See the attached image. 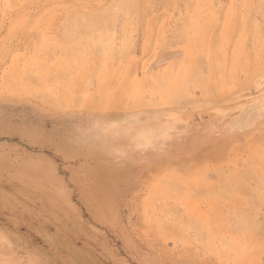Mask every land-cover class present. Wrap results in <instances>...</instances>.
<instances>
[{"label": "rangeland", "instance_id": "obj_1", "mask_svg": "<svg viewBox=\"0 0 264 264\" xmlns=\"http://www.w3.org/2000/svg\"><path fill=\"white\" fill-rule=\"evenodd\" d=\"M111 1L112 0L109 1L108 0H0V264H232L236 260L237 262H239V264H243V262L244 264H264V242H263L264 228H262L264 224L263 222L264 216H262L264 214V211H262L264 206L259 205V207H257L258 204L256 205L258 201L257 196H259L256 195V191L257 194L259 192L260 193L263 192V194L259 193L260 196L262 195L260 199V201H262V197L264 199V188L259 189L261 191L255 189L256 186L259 187V181H261L263 183L262 185H264V181H263L264 179L258 180L260 176L256 174L255 176L257 175L259 176L256 177L258 180L256 181L258 182L257 183L258 185H254L251 184V182L253 183L256 179L255 180L253 179V181H251L252 179L249 178L250 181H248V184L245 179L246 181L245 184L243 181L244 179L242 180L241 178L242 175L247 172L248 167H249L248 170H250V168L252 167L251 169L252 172L258 171L257 173H259L260 175L262 174L264 176L263 173L264 169H262L264 168V164H263L264 161L262 162V160H264L263 158L264 140H262L264 139V57H263L264 40L263 37L261 36V35L264 36V33L261 32L262 34L259 35L260 32H258L261 28L260 26L261 25L262 27L264 26V18H263L264 16L262 15L263 14L262 12H264V10H260V7L262 6L264 7V3L263 4L261 3L262 0H176V1L153 0V2L152 0H143V1L141 0L142 3L141 1H139L140 3L139 2L137 3V9L139 4L140 6L143 4L145 11H143L142 10L143 7H141L139 8L140 10L136 9L138 12L141 11V13L137 12V14L139 15L137 14L134 15L132 10L131 12L133 13L134 16L128 15L129 17L132 16L131 18H129V23H128L127 13L129 12L125 11L127 9L124 10L121 7L122 5L119 6L120 4L116 3L117 0L116 2L113 1V3L115 2L114 4L116 8L115 11L117 10L118 7H121L119 8V10L122 9L120 11L119 10L116 11V14L118 13L116 18L118 19L117 20L115 19L116 21L113 20L116 23L111 22L113 26L109 22L110 24L109 23L107 24H109L110 26L108 25L106 28V24H105L103 27L105 28L104 31L98 29L99 32L97 33L95 30V26L98 24L99 19H97L96 20L97 22L94 23L95 26L93 25V22L95 21L94 20L95 17L94 19H92L94 20L93 22H90L91 20L89 21L90 24L92 23V25L94 26L93 29L96 32L95 34V32L94 33L92 32L93 30H90L91 33L88 31L91 34L90 39H93L94 37L95 39L94 41H96L97 39L99 43L101 42L100 43L101 48L103 46L102 45L103 43L106 45L108 44L105 47L108 48L110 46L109 48H111L110 50L112 52V48L114 47L113 40H115L114 44L118 51L116 52V55H114V57H112V54L108 56L110 50L107 48H105L104 50L103 48L102 49L103 54L101 58L100 55L102 52L100 53L97 47L94 48L95 50L91 49L95 45V43H93L94 45L90 43L92 40H89L87 38L88 41L90 42L86 40L84 41L85 43H83L79 39L80 42H82L81 44L79 43V41L78 42L76 41L77 38L75 36L77 34L79 35V33L72 35L73 32L76 33L75 26H77V24L74 23H76L75 21L78 20L76 17L77 15H75V13H78L79 16V13L81 11V14H83L82 16L80 14L81 17L79 16L80 17L79 20L80 19L81 20L78 21L77 23L80 22L81 24V22L85 18H87L86 19V23H87L89 17L84 16L85 13L91 12V14L92 13L94 14L95 12L96 13L100 12L99 14H103L104 11L105 12L109 11L107 9L106 10L103 9L106 8V5L107 7H109L108 9H110V6H108V4L113 5ZM173 1L175 2L174 5H173L174 3ZM101 2L102 3L105 2L104 3L105 6L101 4ZM97 4L100 7H98ZM116 4L118 5V7ZM234 4L235 6L236 5L237 6L235 7ZM260 4L262 5L259 6ZM70 5L71 8L75 9L76 11L74 15L72 14L73 18L75 16V21H73L74 19L71 18L73 19L71 20V22L72 21L74 22L72 23L74 24L73 26L75 28L73 29L71 36H68L70 35L69 32L72 31L70 30L72 27H70V24L67 25L69 23L68 21H67L68 23H66V21L64 22L61 20H65V18L62 19L63 17H65L63 15V12H65L64 10L66 9V7L68 8L70 7ZM112 5L111 7H113ZM71 8H70L71 12L70 11L69 12L73 13L74 10ZM132 8L129 7V9ZM194 8L195 10H198L199 8L201 9L200 11H198L199 12L198 13L197 11L193 10ZM68 10L69 8L67 9L66 12H68ZM84 11H88V12H84ZM122 11L125 12L124 15H121ZM142 11L144 12L145 15L143 14ZM233 12L234 13L236 12L235 14L237 15H232L234 14ZM192 13L195 14V17H192L193 16ZM119 14L124 19H122ZM140 14H142L141 17L144 16V18H142L143 20H141V17H139ZM183 14L184 15L187 14V16H184ZM136 15L137 18H135ZM178 15L183 18H178L179 17ZM211 15L213 16L212 18L210 17ZM58 16L59 18H57ZM69 16L71 17V15ZM89 16L91 17L92 15ZM104 17L103 19H100V21L103 24L105 23V21L109 19L108 17L107 19L106 18L104 19ZM132 18L134 19L133 20L134 23L133 21L130 20ZM112 19L114 18L111 17L110 20L112 21ZM136 19L139 22H137ZM66 20L69 19L67 18ZM210 20L212 22H208V23L210 24V26L211 25L212 26L209 29L206 25H207V21ZM230 20H232L231 23ZM100 21L99 23H101ZM63 22L65 23V25L68 26V28L66 27V30H64V32L68 33V35L64 34L62 30V28L65 26ZM135 22L138 24L135 25ZM62 23L63 25H61ZM82 23H85V21ZM102 23L100 24V26L99 25L98 26L99 27L103 26ZM199 23L201 25L203 24L205 25V28L204 25L202 27L204 28V30H206V28L209 29L207 35L206 34L204 35L203 29L197 28L201 26ZM80 24L77 26L78 28L83 25ZM128 24H130L129 27L127 26ZM131 25L132 27H130ZM134 25L136 26V28ZM151 25L153 27H151ZM179 26L181 27L178 28ZM191 26L193 28L195 27V29H193ZM83 27L86 28L85 25H83L82 28ZM91 27L92 26H90L89 28L91 29ZM116 27L119 29L117 30ZM78 28L76 29L77 32L80 31L78 30ZM127 28H129L128 31L126 30ZM79 29H81V27ZM84 29H81L83 33H84L83 31ZM174 29L177 30L174 31ZM179 29H180V33L178 31ZM199 29L200 31L203 30L201 31L203 34L202 33L200 34ZM60 30L63 32L65 36L61 34L62 32H60ZM106 31H111V32L109 34ZM100 32H103V34H105L104 36L102 35L104 38L109 34V36L112 38V39L110 38L111 39L110 42H109V37H107L108 41L105 40L106 38L103 39L108 43H105V41L102 42V39L101 41H99L101 38L99 34L100 35L102 34ZM112 32L113 33L115 32L114 35ZM125 32L127 33V35ZM92 33L95 34L96 36L93 35ZM120 33L122 34V36L120 35ZM174 33L176 34L175 35L176 37L174 36ZM59 35H61L60 38L63 37V39H60ZM179 35L183 37L182 39L184 41L181 39ZM84 36H82V38H84ZM173 36L175 37L174 38L175 40L173 39L174 42L177 39H179L180 42L177 40L178 43L177 42H175V44L174 42L171 43L172 41L171 37L173 38ZM226 36L228 37V39ZM256 37H258L259 41L256 40ZM57 39L58 42L61 44L56 42ZM119 39H121V41ZM62 40L63 41L67 40L68 42L66 41L62 42ZM70 40L75 41L74 45H72L73 43L71 44L72 46H74L73 49L75 48L78 49L79 46L80 49L82 48L85 51V53H83L84 51L81 52L82 50L78 49L79 53L77 54H79V56H77V54L75 53L77 49L75 52L71 50L69 51V48L71 46L69 47V44L66 43H69ZM255 41L260 43L256 45L257 42ZM54 42L56 43L55 44L56 47L53 44ZM197 42H199L200 44L199 43L197 44ZM162 43L163 45L160 50L159 47ZM126 44L129 47L125 46ZM165 44L168 45H166L165 47ZM237 44L239 45L237 46ZM60 45H65V46L63 48V46ZM83 45L85 46L87 45V47L88 45L89 47L91 45L90 49L92 50L93 53L91 52V50L89 51V47H88V51L91 52L93 55L89 52H86V49H84L85 46ZM119 45H121L120 46L121 48H119ZM226 45L229 46L227 47ZM66 46L69 48H65ZM115 47L113 49L114 53L116 51ZM226 47L228 49H226ZM199 48L202 51H200ZM223 48L226 50L227 57L225 56V50ZM49 49H53V51L49 52ZM63 49H65L66 54ZM67 49H68V54H67ZM119 49L121 51V54ZM190 49H194L195 51L192 50L194 53L192 52L190 54L191 52ZM214 49L215 51L217 49V52L215 53H217L218 55L214 54L213 51ZM239 49L241 50V52ZM259 49L261 51L262 56L259 55L260 53ZM54 50L57 51L54 52ZM96 50H98V52L100 53V54L98 53L99 54L98 58L96 57L97 54H95L97 53ZM104 51L105 52L108 51L109 53L106 54ZM124 51L127 52L125 53ZM72 52L74 53L75 58L73 57L74 55ZM80 52L85 54L84 55L85 59L82 56L83 54L80 55ZM195 53H198L199 56L197 54L196 55L198 57L194 55ZM71 54L73 55L72 57ZM90 54L94 58L92 56L89 57ZM181 54L183 57H184L183 54H185V56L190 57V60L188 59L189 61L188 60H184L185 62L183 61L184 63L188 61L187 65H185L182 62L183 58L181 56L180 57L182 60L178 58L179 55ZM192 54L193 56H191ZM117 55L120 56L117 57ZM123 55H126L125 58L123 57ZM213 55L214 56L217 55L218 57L215 56V60H214ZM76 57H79V59L81 60V63L79 60V65L77 64L78 60H75L77 59ZM86 57H89L90 59L88 63L91 64L89 65V70L91 69L90 67H92V65L94 66L93 62L95 61L97 63V61L100 60L99 58H101L98 64L94 62L96 64L94 70L95 68H97L99 72L93 73L91 71L94 75L90 74L95 77V75L98 73L95 77L96 80L92 79L93 78L92 76L91 78L90 76L88 77L87 75L88 68L87 65H85L87 64L85 63L87 61ZM191 57L192 59L194 58L202 59V61L198 59L199 60L198 62L200 61L202 62L201 64L202 66L196 67L197 70H199L200 72L198 73L197 71V75H195L196 77L194 76V73L196 72H194L193 69L191 71L193 73L188 72L189 74L191 73V75H189L185 71V67H187V69L189 70L190 68L197 66L196 64L197 60L196 61L191 60ZM216 57L218 58V61L216 60ZM225 57L226 59L224 63L223 59ZM71 58L72 59L74 58V60H70ZM95 58L98 60H96ZM113 58H115V60ZM91 60H93V62ZM106 60L109 62H107ZM236 60L237 63H235ZM238 60L239 63H241L240 66ZM40 61H42L43 63L41 64ZM67 61L69 62V64L66 63ZM191 61L194 62V65L193 63H191ZM130 62L135 64L133 65ZM171 62L172 64L174 62H176L177 64L176 63L173 64V67L171 68ZM214 62H218L219 64L218 63L214 64ZM72 63L73 66H70ZM181 64H182V71L184 70L187 73L186 77L189 75L187 79H185L186 77H184L186 74L185 72H183L184 74H182V77L179 76V74L181 73L180 72L181 68H179V66L181 67ZM83 65H85L84 67H86V69L83 68ZM98 65L100 66L98 67ZM154 65H156L157 67L155 68ZM174 65H177L175 66V69H178V72L174 69ZM188 65L190 66V68ZM244 65L246 69H244L243 67ZM50 66H54L53 71L55 69L57 71H62L67 67L68 72L69 71L71 72L68 73V76L71 79L73 78L74 79L71 81V79L66 76L65 78L68 79L65 80L63 76L67 74V70H64L63 71L64 73L66 71V74L63 73L64 75L62 76L64 79L62 81L60 80L61 78L59 79V81L62 82L61 84L62 86L60 85V83L59 84L54 83L53 82L54 78L62 74V72H59L58 75H56L54 74L55 72L54 71L53 74L56 75L54 76L52 75V73H50L52 72V67L50 68ZM56 66L57 67L62 66L60 67L62 70H60V68H58L59 69L58 70L57 68H55ZM228 66L230 67V69H228ZM40 67L41 69L39 70ZM74 67H76V69H74ZM128 67L130 69H128ZM166 67L167 69L163 71L167 75L165 74L166 76H162L163 73L161 71ZM159 68L161 69L160 72L157 71V69ZM218 68L221 70V73ZM249 68L252 70H250ZM82 69L83 70L85 69L84 71L86 72V74ZM34 70L36 73L35 74L33 72L35 77L37 74L39 76L43 75L41 76V78L42 80L44 79L45 82H43L42 80L41 82L40 79L39 82L37 81L38 79L37 77L34 78V76H31L33 75L31 72ZM115 70L116 73L114 72ZM147 70L150 71L148 72ZM127 71L130 73L129 75H125ZM175 71H176V75L174 73ZM25 72L26 74H29L30 72L29 76L28 75L25 76L24 75ZM83 72L84 74H82ZM168 72L171 74H168ZM80 74H82V76L85 75V78L86 76L89 78V80L86 78V82L83 83L84 85L81 83L85 87L84 88L82 86L83 87L82 92L86 91L85 92L86 94L83 92L85 96L86 95L89 96V98L92 100L94 96L95 98L97 97L98 99L97 95L100 91L99 88H101L102 92L101 94L99 93V97L104 98V100L107 98L106 103L103 100L105 104L104 108L108 107L107 109L102 110L101 109L103 107L102 104H101L102 107H100V109L98 108L99 110L94 109V105L100 103L102 99L101 101L98 99L97 103H94L96 102L94 101L95 100L94 99L93 100L94 104L91 103L92 100L91 101L87 100L88 102H90L89 104L85 105V107L86 106L87 107L85 108L84 105L83 107H81L82 106L81 103L84 102L81 99L85 97V96L82 97V93L80 92L78 93V91H80L82 88L81 84L78 83L80 84L79 85L80 90H79V86L77 88L75 86L77 91L75 88H73L75 89L74 91L72 88H69V86L72 87L75 85V84L74 85L70 84L69 82L73 83V81H75L76 79L77 82L78 81L80 82V80L83 79L81 78L82 76ZM202 74L203 76H201ZM220 74L222 75V77H219L221 76ZM224 74L225 76H228L229 74L232 76L229 75L230 77L228 76L227 78L229 79L227 80L226 77H224ZM124 75L125 77H123ZM153 75H156L157 78L156 76L154 78ZM174 75L175 76L178 75L179 78L182 79L180 80L183 81L184 79L186 83H180L181 81L177 80L178 78H176ZM50 76L51 77L53 76L54 78L53 77L51 78ZM193 76L195 78H193ZM149 77L150 78L153 77L154 80L156 79L157 81L156 86L158 85V87L160 84H162L163 82L165 83L166 81L167 83L165 85L166 92L164 91L165 86L160 85L161 89H158L155 87V84L149 85L148 83V81H150L148 79ZM57 78L55 79V81L57 80ZM90 78L92 80H90ZM99 78L100 79L103 78V80H105L104 82H106L110 86L113 80H116L114 81V83H112L113 85V87L111 86L112 91L111 90L109 91L110 86H107V84L105 83L104 84L101 83L102 80L101 82H99L100 81ZM107 78H110L111 80L109 83H108L109 79ZM124 78L126 81L124 80ZM173 78L175 81L177 80L174 87L172 86V84L175 83V81H173ZM224 79L225 81L221 83V81ZM31 80L33 82H31ZM151 80L152 82H154L153 79ZM63 81L65 82V84L63 83ZM87 81H91L88 82L89 89L87 88L88 87ZM139 81H141V83L143 84H139L140 83ZM35 82H39V85H37L38 87H40L42 83L41 87L38 88L35 85ZM67 82H68V86H67ZM120 82L121 83L123 82L122 85L124 84L125 86H121L119 84ZM187 82L189 83L187 86L190 85V88L185 86L186 90L184 88V91H182L183 89L182 87L184 86V84L186 85ZM63 84L65 85V87L63 86ZM101 84L102 86L99 87ZM179 84L181 90L178 87ZM135 85L137 88L135 87ZM19 86L21 89L23 88V90L19 89ZM116 86H119L120 88ZM66 87L69 88V91H67L68 89ZM115 87L120 90L116 89ZM162 87H164V89ZM167 87L170 90L167 89ZM112 88L117 91L114 90L113 93ZM178 89L179 91H182V93L185 92V94L184 93L177 94L180 93L177 92ZM46 90H47L46 95L49 94L48 91L52 92L53 94L54 93L58 94L59 97H60V93L61 95L63 93L64 95L61 96L60 98L56 97V94H54L55 96L51 95L53 97L58 98L61 101L60 104H62V106H59L60 104L58 103L57 99H56L57 102L56 101L51 102L47 98L48 96L46 97L45 94H43ZM132 90H134V92ZM210 90L213 94L210 93ZM95 91L96 93H94ZM153 91L160 92V94L158 95L157 93L156 95V93L154 94ZM173 91H175V93ZM74 92L75 93L77 92L76 95ZM108 92L109 93L112 92L110 93L111 96L113 95L112 99L114 100L112 104L116 106L118 104L117 108L113 107L112 105L111 106L113 108L111 106H108L109 103L112 102L111 101L112 99L109 96L110 94L109 95L107 94ZM116 92H119V95ZM120 92L121 95L122 92H124L122 95L123 98L117 101L116 100L118 99L117 97L121 96ZM135 92L139 95V97ZM169 92L171 93V96ZM91 93L95 95L93 96ZM150 93H153L152 95L155 96V98L153 97V99L161 100V101L158 100L159 102H156L159 103V105H156L155 103L156 100L152 99V95H150ZM172 93L181 95L177 97L179 100L177 102L175 101L176 104H174V100L172 101L173 103L171 102V100L177 96ZM67 94H69L70 96ZM72 94L75 96H73ZM77 94L79 98H80L79 94H81L82 98L79 99ZM106 94L108 95V97H105ZM130 94H132V96H134L135 94V98L137 97L136 100L134 99V97L132 96L131 97L137 102L139 101V98H141V96L144 94L139 102L141 103V105H143L144 102L145 105L141 106L139 103V105L142 107L141 108L137 104V102H135L130 98L134 106H136L133 107V104L130 103L131 101L129 99ZM167 94L170 97H172V95H174L175 97L172 99L170 98L171 100L169 101V98H167L168 96ZM208 94L209 95L211 94L212 97L208 96ZM100 95H103V97ZM90 96H92L93 98H91ZM44 97H46L47 100L50 101L49 103H51L52 106L55 107L58 106V107L57 108L50 107L51 105L48 104L46 100H42L44 99ZM74 97L78 98L82 102L80 103V101L77 100L79 101L78 104V102L75 100ZM150 97L153 101L149 99ZM63 98H66L64 100L65 101L68 100V101L66 102H64V100L62 101ZM72 98H74L75 101ZM86 98L87 97H85V99ZM164 98H167L168 101L171 102L172 104L170 103L167 105L165 103L166 101L164 102L165 100ZM123 99H124L123 104L119 107V104H121L122 102L121 103H117V102H120ZM150 100L153 103H150ZM40 101L43 102V104ZM71 101H72V107L65 106V103L67 105H70ZM73 101L77 102V104L80 106H78L77 104L75 105ZM128 102H129V106H128ZM160 102H162V105H160L161 104ZM73 104L75 105V107L77 106L78 107L73 108ZM89 105L91 109H89L90 107L88 108ZM130 105H132V109ZM128 107L130 108L128 109ZM82 108L84 109V111ZM95 108L97 109V107ZM131 114H134L135 116H132ZM115 116H117V118ZM181 117L184 119H182ZM175 119H178V121L176 120L177 121L176 122ZM150 131H153V133L151 134ZM141 132L146 133V136H148L149 138L147 141L146 140L143 141L140 138L141 134H143ZM99 137L101 138L99 139ZM94 138L96 139L94 140ZM199 148L202 150H199ZM251 151H253L254 153H252ZM250 153L252 156H254L255 158L261 161L258 164L262 163L263 164L261 165L263 166L262 168H259L260 165L258 166L257 161H253V162L251 161L252 162L251 163L250 162L251 159H247ZM214 155H216L215 158H213ZM250 157L251 156L249 155V158ZM221 158H223V160ZM251 158L253 160V157ZM219 159H221L220 162L218 161ZM237 160L239 163L237 162ZM240 162H242V164ZM255 162L257 164V165L254 164L256 168L253 165V163ZM199 164L201 166L203 165V167L205 168L202 167L201 170V166ZM213 165H216V168L213 167ZM219 165L222 166V168ZM235 165L237 166L238 170L236 169H235L236 171L233 170L235 171L233 173L231 169L236 168ZM241 165L244 167L242 168ZM245 165H248V167ZM193 166L195 167V169H193L194 168ZM218 166L219 169L221 168L222 170H224L223 172L218 173V174L222 173L220 174V176L218 174L215 175V173L213 172L215 171V169H218ZM191 167H192V171L194 172L190 171ZM246 167H247L246 172L244 170V173L242 172L243 173L242 175L239 173H237L236 175L237 171L241 172L243 171L242 169H245ZM253 168H255L256 170H254ZM176 169L178 170L179 174L181 175L186 174L187 178H183L184 179L182 181L183 183L185 182V180L186 181L189 180V182L192 181L191 182L192 184L189 186L183 184L184 186H187L191 190H189L187 187L181 186L184 187V189L180 188V190L181 191L184 190L183 192L185 193L183 192L181 193L180 190H179L180 193H178L175 190L172 192L173 194L171 195L170 191L174 190V189H170L171 185L172 186L177 185L176 183L178 182V180L177 182L175 181L177 178L181 176V175L179 176L178 172L175 171ZM103 170L106 172H104ZM169 170L171 172H173L174 170V172L177 174L176 175L174 173L175 178L174 176H171L173 173H171ZM202 171H204V173ZM218 171L216 170V173ZM227 171L229 174L230 172L235 174L233 176V174L231 173L229 177V174L227 173L229 179H231L232 177V179L229 180L231 184H232L231 181L236 179L239 182L243 181L242 183L238 184L239 186L237 185L238 187H240L241 184L242 186L245 184L244 186L248 185L247 187H245L246 189H248L252 185L251 187L252 190L249 188L248 191L251 192L254 190V192L251 193H252V197H254L253 195L255 194L256 199L253 198L255 199V201L250 196L251 194L244 187L243 188L245 190L241 192V194H244V196L247 195V193L249 194L248 197L250 196L252 199V200L249 199L250 201L249 203L247 202L244 203L246 197H243V195L241 196L239 194L240 197L238 196L239 191L235 194L234 190L229 189L232 190L233 192L232 191L228 192L229 191L228 188L229 187L231 188L230 186L231 184L229 185V187H227V191L225 190L224 191L228 192V194H231L230 196H232L233 193V196L237 195L236 197H239L237 198L238 200L235 199L236 197L235 198L232 197L231 201H233L235 205H236V201H239V203L237 202V205L239 204L238 205L239 207H241L244 203L245 206L246 207L248 206L247 208H249L251 211L254 208L255 215L254 214L253 215L257 216L255 217L256 219L255 218L254 219L259 220V223L263 222V224L261 223V226L255 225L257 228L245 227L246 229L248 228L246 230L247 232L245 230L243 231V229L240 228H238L240 229L239 231L238 229L237 230L234 229L235 228L234 225H236L234 219L238 220L237 216L239 215V213L244 211L246 207L243 205L242 207L245 208H243V210L241 209V211L238 213L237 216L235 215L236 218H233L234 216L232 217V215H234L238 211L237 209L240 210V208H237L238 206H235L237 208L235 213L233 210L230 209L231 205H234L232 202L229 201L231 197H229V199H226V197L228 198L229 195L227 196L222 195L225 197L223 198L221 196L222 198L220 200L219 199L216 200L214 198V196H217L215 195V193H217V191L219 192L220 189H223L224 182L221 183L220 181L219 183V180L220 179L222 180L223 177L222 178L220 177L223 176L224 174L226 175ZM248 172L246 174L247 176L250 174V171ZM187 173L189 175H187ZM168 174L171 175L169 176ZM99 175L104 176V178H102V176L100 177ZM225 175L224 177H226ZM203 176L206 181H204ZM98 177L100 179H98ZM228 177H227V181H228ZM245 177L246 176L244 174L243 178ZM199 178H201L200 181L203 179L202 181L204 182V187L206 186V183L207 185L210 182L212 184L213 181L215 183L216 178L219 179V180L217 179L218 186H216L217 184L216 185L213 184L214 188L219 189L215 193H212L215 191L213 186L210 184H209L210 186L208 185L209 186L208 188H210L208 189L209 192L208 194L212 193L211 197L212 196L213 197L211 199L214 198L216 202H214L215 201L214 199L213 202L211 201V199L210 200L206 199L207 197L208 198L210 197L207 196L208 194L206 195L207 197H205L204 195L206 200L202 199L203 194L207 193V191H204L202 196L200 192H203V190L202 191L199 190L200 192L196 191L198 190L197 185L199 184L200 187L201 184L203 183L202 181H201L202 183L199 182ZM180 179L181 178H179V181ZM194 179H196V183L194 182L195 181ZM158 180H162V182L168 181L165 182V184L169 185V186L167 185V187L170 190L167 188L166 189L169 190L168 192H170L168 193L170 194L169 196H171L170 198L166 196L168 195L167 192L165 194V191L167 190H163L166 187V185L160 183ZM154 181H158L160 184ZM169 181L170 182L174 181L175 184L173 182L171 184ZM227 181L225 180V186H224L225 189L226 186L229 184V182L228 184H226ZM189 182H187V184ZM237 182H233V183H237ZM102 184L105 187H103ZM221 184H222V188H219V185ZM235 185L234 187H236L235 188L236 190L237 186ZM253 185L255 186V188L253 187ZM160 187L162 190L160 189ZM195 187H197V189ZM202 187L203 186H201L199 189H201ZM211 187L214 189V191L212 192L209 191L211 190ZM185 188L187 192L185 191ZM205 188H207V186ZM193 189L194 192L196 191L195 192L196 196L197 195L199 196L200 194V196L202 197L201 199L203 201L197 200L198 197L196 198L194 196V192L192 191ZM159 191L161 192L164 191L163 193L165 195L163 196V198L165 199H162L160 195L163 194H161V192ZM150 192L153 194L152 198L154 197V195L157 194L159 195V198L161 197V199L163 200L161 201L156 199V201H161V203L158 202L159 204L156 203L154 198L152 202L150 200V202L153 204L152 206H155L154 208H152L151 204H149L148 206H144L150 203L149 202L150 197L147 198L151 194ZM222 193H220V195ZM178 194L179 195L181 194L180 196L182 195L184 196L180 198L178 197ZM157 195L155 196L156 198H158ZM173 195L175 196L177 195V196L175 197ZM191 195L194 196L196 202L195 200H193V202L192 200H190L193 197ZM185 196L187 200L186 198H184ZM241 197L242 199L245 198L243 199V202ZM207 200L209 202L211 201L208 204L213 205L214 203L215 206L214 205L213 207H211L212 205L208 206ZM141 201L145 203L144 204L142 202V206H141ZM185 201L187 202L189 201L190 205L187 202L184 203ZM204 201L207 202L205 203ZM251 201L252 203L253 202L256 203H253L254 204L253 205L251 204ZM178 202L179 203L181 202L180 203L181 207ZM260 203L261 202H259V204ZM139 204L141 207H139ZM177 204L179 206L178 208H177ZM191 204L192 205L195 204L192 206L195 208V210L198 209L196 214L198 213V211H200L199 213L202 212L203 214H197L198 216L196 217V214L194 212L195 210H192L193 209L192 207L190 208ZM250 204L253 206L252 208L249 207ZM262 204H264V202H262ZM164 205H166L168 209L167 208L165 209L166 206ZM171 205L173 206L174 209L171 207ZM174 205L176 208L174 207ZM182 205L184 206L183 208ZM158 206L159 207L161 206L160 207L161 209ZM169 207L171 208V210ZM256 207L258 208L257 215H256V210H257ZM141 208L143 211L144 210L145 211L143 212ZM175 209H177L178 211H176ZM249 209L247 213L249 212ZM158 210L161 213H159ZM228 211L230 212V214ZM162 212L163 213L165 212L166 216L165 215L161 216L160 214H163ZM177 212H179V214ZM225 212L226 213L228 212L227 215L229 216H226ZM192 213L197 219L199 215L205 214L206 217L205 216L204 217L205 219L207 218L206 219L207 222L204 223L202 221L203 218H201V216L199 217L198 220H196L195 217L192 218L190 215ZM231 213L233 214L231 215ZM241 214L239 215V217L241 216ZM147 215L148 217H146ZM159 216L162 218H160ZM228 217H232L233 220L232 218H228ZM180 218H182V220H180ZM225 219L227 220L224 221ZM175 220H177L176 222L180 220L178 226ZM194 220L198 221V223L200 222L202 223L201 225H203V227L199 226L201 227L199 229L204 228L201 230V232H199L200 230H198L197 228L198 226L197 227L195 226L196 224L194 223L196 222H193ZM221 220H223L222 221L223 223L225 222L233 223V230H236L239 233L243 232L244 233V234L242 233L243 236L241 235V233L239 234L238 232L237 235L235 231L231 230L232 227L229 230L228 232L229 234H228L226 231L230 228V226H232L230 223H229L230 226L227 225L226 223L222 224L223 226H229V228L225 229L224 227H222L224 229H222L221 231V227H220L221 224H219ZM187 221H190L189 222L190 224L188 223L189 224L188 226H187ZM208 222L212 226L214 224V229L217 228V227L215 228V225L219 224L220 226L219 225L218 226L220 228L219 227L218 228L220 230L219 231L217 229L216 230L221 234H223L225 237V239H219V236L218 235L216 236L217 240H214L216 243L213 241L214 242L213 245H215V247L217 246L216 249L211 243L208 242L212 241L211 239H209L210 236L214 233L216 235L218 232L217 231L214 232L213 227L209 225ZM206 224L209 227H207ZM155 225H157V227ZM204 225L207 228H209L208 231L210 234L211 232L214 233H212L211 235L207 233L206 236L207 228H205ZM189 226L192 227L190 228V230H189ZM177 230L179 231L181 230V232ZM204 230L205 233H203ZM250 230L253 232L251 233ZM254 230L255 232L256 230H260L261 232H258L259 234H257L256 232L257 235H255ZM171 231L172 232L174 231L173 232L174 235L173 233H171ZM232 231L234 233H232ZM195 232L197 233L199 232V234ZM200 233L207 237V241H204V238L206 237L202 238V235H200ZM249 233H251L252 236H248L250 235ZM208 234L210 236H208ZM225 234H227L226 236L228 238H226ZM230 234H232L233 238L231 237ZM215 235H212L214 236L213 237L214 239H215ZM223 235L220 238H224ZM245 235L248 237H246ZM234 236L236 237V239ZM242 237L244 239H241ZM231 238H232V243L233 244L236 243L234 245L235 246L234 249H230V247L233 244L229 245L230 247L227 246L228 248H223L226 246V244H222L224 245L222 246L221 245L222 240L224 241L226 240L225 242H227V244H231ZM218 240H221V243L217 242ZM227 240L230 242H228ZM237 244L238 247L236 250ZM210 245L211 247L213 246L214 249L210 247L213 251L215 250L217 251L213 252L211 249H209L208 247ZM218 248H222L225 250L230 249L232 252L230 250H229L230 252L228 250L227 251L224 250L222 252L221 251L222 249L220 250ZM218 250H220V252ZM239 250L241 253L239 252ZM244 250L245 252H243ZM255 251H257V253H255ZM238 256L239 258L237 259L236 257ZM242 259L243 261H241Z\"/></svg>", "mask_w": 264, "mask_h": 264}, {"label": "bare ground", "instance_id": "obj_2", "mask_svg": "<svg viewBox=\"0 0 264 264\" xmlns=\"http://www.w3.org/2000/svg\"><path fill=\"white\" fill-rule=\"evenodd\" d=\"M108 1H109V0H108ZM113 1L116 2V0H112L111 2L113 3ZM139 1H141V0H117L116 3H117V4H120L119 6L122 5L121 7H122L124 10L127 9V10H125V11H127V12L130 13V14L127 13L128 23H129V18L132 17V16L129 17L128 15H133V13H134V15L137 14V12H138L137 10H138L139 8L143 7V4H142L141 6H140V4H139L138 9H137V3H138ZM142 1H143V0H142ZM142 1H141V3H142ZM157 1H158V0H157ZM162 1H163V0H162ZM174 1H176V0H174ZM174 1H173V2H174ZM83 2H84V1H83ZM102 2H103V1H102ZM102 2H101V4L104 5L105 2H104V3H102ZM111 2H109V3H111ZM115 2L113 3V5L111 4L113 7H111V5L108 4V6H110V9H108L109 7H107V5H106V8H103L104 10H106V9L109 10V11H106L107 13L104 11L105 13L103 12V14H99L100 12H99V13H96V12H95L96 14H95V13H94V14H93V13L91 14V12L84 11V12H88V13H85L84 16L89 17V18H88L89 20H87L88 22L86 23V19H87V18L84 17L85 19H84L82 22L85 21V23H82V22H81V24L85 25L86 28H85V27L82 28L83 25L80 26V27H81V29H84V28H85L83 31H84V33L87 32V33H85L87 36L82 32L81 29H79L80 27H79V28L77 27V26L80 24V22H79V23H77V22L81 20V19L79 20V18H80L83 14H81V11H80L79 16H80V14H81V16L79 17V16H78V13H75V12H76L75 9L71 8V5H72V3H71L70 7H68V8H69L68 12L70 11V8H71V9L74 10V11L72 10L73 13H70L71 11H70L69 13L66 12L67 9H68V8L66 7V9H65L64 11L66 12L67 15L65 14V12H63V15H64L65 17H63L62 19L65 18V20H61V21H64V22L66 21V23L69 22L67 25L70 24V27H72L70 30H72V31L69 32L70 35H68V33L64 32V30H66V27L68 28V26L65 25V23L63 22L64 25H65V26H64L65 28H64L63 26H61V27H63L62 30H63L64 34H66V35H68V36H71V33L73 32V29H74L75 27H76V29L78 28V30H80L79 32H77V30L75 29L76 33H74V32H73L74 34L72 33V35H75V34L79 33V35L77 34L78 36L75 35L76 38H77L76 41H77V42L79 41V43L82 44V42L85 43L84 41H86V40L88 41V39H89V40H92L93 42H92V41H91V42L88 41V42H90L91 44L95 43L96 46L93 44L94 46L92 45L93 47H92L91 49H94V48L97 47V48L99 49L100 53L102 52L101 55H100L101 58H102V54H103V50H102V49L104 48V50H105V48H107V47H105V46H107L108 44L106 45V44L103 43L102 45H103L104 47L102 46V48H101V46H100V45H101V44H100L101 42L99 43L97 39H96V41H97L98 43H97L96 41H94V40H95L94 37H93V39H90V36H91V34H90V33H91L90 30H93V31H92L93 33H94L95 30H96V32L98 33L100 29L104 31L105 28H103V27H104L105 24H106V28H107V26H108L111 22H112V23H113V22L116 23L115 21L118 19V18H116L117 14H118V13L116 14V11L119 10V8H121V7H118V5L116 4L118 8H117V10L115 11V9H116V8H115V5H114ZM152 2H153V0H152ZM152 2H150V3H152ZM185 2H186V1H185ZM231 2H232V1H231ZM258 2H259V1H258ZM75 3H76V1H75ZM78 3H79V2H78ZM139 3H140V2H139ZM161 3H162V2H161ZM180 3H181V2H180ZM188 3H190V2H188ZM261 3L263 4L264 1L262 0ZM94 4H95V3H94ZM101 4H100V5H101ZM174 4H175V2L173 3V5H174ZM208 4H209V2H208ZM240 4H241V3H240ZM262 4H260L259 6H261ZM97 5H98V4H97ZM97 5H96V7H97ZM103 5H102V6H103ZM134 5H135V6H134ZM156 5H157V4H156ZM169 5H170V4H169ZM210 5H211V4H210ZM217 5H218V4H217ZM255 5H256V4H255ZM77 6H78V4H77ZM89 6H90V5H89ZM102 6H101V7H102ZM104 6H105V5H104ZM200 6H201V5H200ZM200 6H199V7H200ZM234 6H235V4H234ZM236 6H237V5H236ZM236 6H235V7H236ZM238 6H239V5H238ZM98 7H100V6L98 5ZM124 7H125V8H124ZM129 7H130V8H132V7L134 8V7H135V8H134V9H133V8H132V9H129ZM151 7H152V6H151ZM173 7H174V6H173ZM173 7H172V8H173ZM262 7H263V6H262ZM262 7H260V10H264V7H263V9H262ZM203 8H204V7H203ZM212 8H213V7H212ZM244 8H245V6H244ZM136 9H137V10H136ZM200 9H201V8H199L198 10H195V8H194L193 10L198 12V11H200ZM204 9H205V8H204ZM237 9H238V8H237ZM110 10H111V11H110ZM112 10H113V11H112ZM120 10H122V9H120ZM120 10H119V11H120ZM132 10H133V11H132ZM134 10H135V11H134ZM139 10H140V9H139ZM142 10L145 11V10H144V7L142 8ZM183 10H184V9H183ZM234 10H235V9H234ZM234 10H233V11H234ZM131 11H132L133 13H132ZM143 11H142V12H143ZM194 11H193V12H194ZM215 11H217V10H215ZM235 11H236V10H235ZM237 11H238V10H237ZM82 12H83V11H82ZM123 12H124V11H122V14H121L120 12H119V13H120L121 15H124L125 12H124V13H123ZM213 12H214V11H213ZM261 12H262V11H261ZM74 13H75V15H77V16H76L77 19H78L77 21H75V16H74V18L72 17V14L74 15ZM131 13H132V14H131ZM138 13H141V11L138 12ZM150 13H151V12H150ZM194 13H195V12H194ZM194 13H192V14H193L192 17H195V14H194ZM198 13H199V12H198ZM198 13H197V14H198ZM215 13H216V12H215ZM233 13H234V12H233ZM235 13H236V12H235ZM235 13L232 14V15H237V14H235ZM262 13H263V14H262ZM262 13H261V14L264 16V12H262ZM57 14H58V13H57ZM86 14H87V15H86ZM120 14H119V15H120ZM143 14H144V12H143ZM213 14H214V13H213ZM261 14H260V15H261ZM60 15H62V14H60ZM69 15H71V17H70ZM89 15H92L93 17H92V16L90 17ZM111 15H112V16H111ZM121 15H120V16H121ZM134 15H133V16H134ZM137 15H139V14H137ZM137 15H136L135 18H137ZM141 15H142V14H140L139 17H141ZM144 15H145V14H144ZM183 15H184V14H183ZM198 15H199V14H198ZM208 15H209V14H208ZM66 16H68V17H66ZM104 16H105V17H104ZM109 16H110V17H109ZM151 16H152V15H151ZM178 16H179V15H178ZM184 16H187V14H185ZM196 16H197V15H196ZM94 17H95V19H94ZM103 17H104V19H105V18L107 19V17L109 18L107 21H105L104 24L100 21V19H103ZM111 17L114 18V19H112V21L110 20ZM210 17L212 18L213 16L211 15ZM232 17H233V16H232ZM57 18H59V16H58ZM57 18H56V19H57ZM67 18H68L69 20H66ZM71 18H73L74 20L71 19ZM121 18L124 19L122 16H121ZM142 18H144V16L141 17V20H143ZM152 18H153V17H152ZM178 18H183V17H180V16H179ZM219 18H220V16H219ZM263 18H264V17H263ZM263 18H262V19H263ZM92 19H94L95 21L92 20ZM97 19H99V20H98V24L96 23L97 25L95 26L94 23L97 22V21H96ZM115 19H116V20H115ZM192 19H194V18H192ZM201 19H202V16H201ZM208 19H209V18H208ZM231 19H232V18H231ZM234 19H235V17H234ZM234 19H233V20H234ZM53 20H54V19H53ZM71 20L75 21L76 23H74L73 21H72V22H73L74 24H77V26L74 27V26H73L74 24L71 22ZM90 20H91V21H90ZM109 20H110V21H109ZM113 20H115V21H113ZM130 20L133 21L134 19L132 18V19H130ZM141 20H140V21H141ZM183 20H184V19H183ZM203 20H204V19H203ZM206 20H207V19H206ZM211 20H212V19H211ZM211 20H210V21H207V25H206L209 29H210V27H211L212 25L210 26V24H209L208 22H212V21H213V20H212V21H211ZM58 21H59V20H58ZM67 21H68V22H67ZM89 21H90V22H93V21H94V22H93V25L95 26V30L93 29L94 26L92 25V23L90 24ZM99 21L103 24V26L99 27L100 24H101V23H99ZM120 21H121V20H120ZM136 21H137V19H136ZM231 21H232V20H230V23H231ZM109 22H110V23H109ZM137 22H139V21H137ZM185 22H186V19H185ZM197 22H199V21H197ZM197 22H195V23H197ZM63 23H62L61 25H63ZM88 23H89L90 25H89ZM107 23H109V24H107ZM112 23H111V24H112ZM118 23H120V22H118ZM122 23H123V22H122ZM133 23H134V21H133ZM133 23H132V24H133ZM178 23H179V22H178ZM81 24H80V25H81ZM125 24H126V23H125ZM137 24H138V23L135 22V25H137ZM140 24H141V23H140ZM199 24H200V23H199ZM202 24H203V23H202ZM208 24H209V25H208ZM233 24H234V22H233ZM71 25H72V26H71ZM98 25H99V26H98ZM115 25H116V24H115ZM117 25H118V24H117ZM129 25H130V24H128L127 26L129 27ZM135 25H134V26H135ZM148 25H149V24H148ZM195 25H197V24H195ZM200 25H201V24H200ZM203 25H204V24H203ZM203 25H201V26L198 25L199 27H197V26H196V27H197V28H201V29L204 30L205 25H204V28H202ZM88 26H89V27L92 26L91 29H90ZM109 26H110V25H109ZM112 26H113V24H112ZM112 26H111V27H112ZM134 26H133V27H134ZM182 26H184V25H182ZM193 26H194V24H193ZM233 26H234V25H233ZM258 26H259V25H258ZM61 27H59V28H61ZM122 27H123V26H122ZM122 27H121V28H122ZM130 27H132V25H131ZM151 27H153V26L151 25ZM176 27H177V26H176ZM176 27H175V28H176ZM180 27H181V26H179L178 28H180ZM191 27H192V26H191ZM229 27H230V25H229ZM229 27H228V28H229ZM260 27H261V28H260ZM260 27H259V28H260L261 31H260V30L258 31V32H260L259 35L262 34V33H264V32H263V30H264V26L262 27V25H261ZM55 28H56V27H55ZM88 28H89V30H88ZM102 28H103V29H102ZM135 28H136V26H135ZM147 28H148V27H147ZM192 28H193V27H192ZM262 28H263V29H262ZM98 29H99V30H98ZM116 29L118 30L119 28L116 27ZM128 29H129V28H127L126 30L128 31ZM131 29H132V28H131ZM164 29H165V28H164ZM183 29H184V28H183ZM183 29H182V31H183ZM193 29H195V27H194ZM193 29H192V30H193ZM209 29L206 28V30H204L206 33H205L203 30H201V31H203L204 35H205V34L207 35ZM85 30H86V31H85ZM97 30H98V31H97ZM106 30H107V29H106ZM110 30H111V28H110ZM122 30H123V29H122ZM132 30H133V29H132ZM135 30H136V29H135ZM162 30H163V28H162ZM175 30H177V29H174V31H175ZM186 30H187V29H186ZM196 30H197V29H196ZM226 30H227V29H226ZM226 30H225V31H226ZM233 30H234V29H233ZM88 31H89L90 33H89ZM119 31H120V30H119ZM127 31H126V32H127ZM178 31H179V33H180V29H179ZM178 31H176V32H178ZM193 31H194V30H193ZM199 31H200V29H199ZM201 31H200V34L202 33ZM231 31H232V29H231ZM231 31H230V32H231ZM57 32H58V31H57ZM60 32H62V31L60 30ZM63 32H62L61 34H63ZM80 32H82V33H80ZM96 32H95V34H96ZM106 32H108V33L110 34L111 31H106ZM121 32H122V31H121ZM126 32H125V33H126ZM135 32H136V31H135ZM153 32H154V31H153ZM176 32H175V33H176ZM261 32H262V33H261ZM93 33H92V34H93ZM100 33H102V34H101V35L99 34V36H101V38L99 37V38H100L99 41H101V39H102V42H104L105 40L108 41V38H107V37H109V42H110V40H111L112 38L109 36V34H108L107 36H105V38H106V39H105V38L103 37L105 34H103V32H100ZM112 33H113V32H112ZM112 33H111V34H112ZM114 33H115V32H114ZM114 33H113V35H114ZM116 33H117V32H116ZM122 33H123V32H122ZM130 33H131V32H130ZM175 33H174V36L176 35ZM187 33H188V32H187ZM203 33H202V34H203ZM226 33H227V32H226ZM64 34H63V36H65ZM80 34H81V36H80ZM83 34H84L86 37H85ZM88 34H89V35H88ZM95 34H93V35H95ZM133 34H134V33H133ZM153 34H154V33H153ZM227 34H228V33H227ZM93 35H92V36H93ZM102 35H103V36H102ZM113 35H111V36H113ZM120 35L122 36L121 33H120ZM126 35H127V33H126ZM126 35H125V37H126ZM177 35H178V34H177ZM180 35H181V34H180ZM180 35H179V36H180ZM60 36H61V35H59V38H60ZM79 36H80L81 38H80ZM82 36H84L85 39L82 38ZM88 36H89V37H88ZM95 36H96V35H95ZM170 36H171V35H170ZM170 36H169V37H170ZM174 36H173V38L171 37V40H172L171 43H173L174 40H175L174 38H175L176 36H175V37H174ZM181 36H182V35H181ZM181 36H180V37H181ZM187 36H188V35H187ZM194 36H195V35H194ZM194 36H193V37H194ZM202 36H203V35H202ZM227 36H228V35H227ZM227 36H226V37H227ZM261 36L263 37V40H264V36H263V35H261ZM56 37H57V36H56ZM78 37H79V38H78ZM150 37H151V36H150ZM180 37H179V38H180ZM188 37H189V36H188ZM195 37H196V36H195ZM226 37H225V38H226ZM229 37H230V36H229ZM66 38H67V37H66ZM87 38H88V39H87ZM91 38H92V37H91ZM110 38H111V39H110ZM115 38H116V37H115ZM147 38H148V37H147ZM164 38H165V37H164ZM182 38H183V37H181V39H182ZM60 39H63V37L60 38ZM79 39H80L82 42H80ZM82 39H83V40H82ZM103 39H105V40H103ZM113 39H114V38H113ZM162 39H163V38H162ZM165 39H166V38H165ZM173 39H174V40H173ZM227 39H228V37H227ZM55 40H56V39H55ZM67 40H68V39H67ZM67 40H64V41L62 40V42H65V41L68 42ZM119 40L121 41V39H119ZM160 40H161V39H160ZM168 40H169V39H168ZM177 40L179 41V39H177ZM177 40H176L175 42H177ZM182 40H183V39H182ZM209 40H210V39H209ZM254 40H255V39H254ZM256 40H258V37H256ZM60 41H61V40H60ZM70 41H71V40H70ZM70 41H69V43H66V44H69V47L71 46L72 48H71V47L69 48V47H67V46H66L65 48H69V51L71 50V51L75 52L77 48L73 49L74 46H72V45H74L75 41L73 40V41H71V43H70ZM106 41H105V43H108V42H106ZM113 41L115 42V40H113ZM151 41H152V40H151ZM161 41H162V40H161ZM161 41H160V43H161ZM166 41H167V40H166ZM183 41H184V40H183ZM258 41H259V40H258ZM56 42H58V39H57ZM88 42H87V43H88ZM114 42H113V45H114V47H115ZM130 42H131V41H130ZM175 42H174V44H175ZM179 42H180V41H179ZM225 42H226V41H225ZM238 42H240V41H238ZM255 42H257V41H255ZM40 43H41V42H40ZM58 43H59V42H58ZM72 43H73V44H72ZM90 43H89V44H90ZM111 43H112V42H111ZM120 43H121V42H120ZM160 43H159V44H160ZM164 43H165V42H164ZM177 43H178V42H177ZM198 43H199V42H197V44H198ZM211 43H212V42H211ZM258 43H260V42H257L256 45H258ZM35 44H37V43H35ZM53 44L55 45L56 43L54 42ZM53 44H52V45H53ZM59 44H61V43H59ZM71 44H72V45H71ZM97 44H98V46H97ZM159 44H157V45H159ZM168 44H169V43H168ZM168 44H165V47H166V45H168ZM199 44H200V43H199ZM239 44H240V43H239ZM239 44H237V46H238ZM110 45H111V44H110ZM162 45H163V43H162V44L160 45V47H159L160 50H161ZM172 45H173V44H172ZM172 45H171V46H172ZM46 46H47V45H46ZM60 46H63V48H64L65 45H60ZM80 46H81V45H80ZM83 46H85V45H83ZM116 46H117V45H116ZM120 46H121V45H119V48H121ZM125 46H128V45L126 44ZM171 46H170V47H171ZM191 46H192V45H191ZM226 46H227V45H226ZM228 46H229V45H228ZM228 46H227V47H228ZM35 47H36V46H35ZM52 47H53V46H52ZM52 47H51V48H52ZM55 47H56V45H55ZM55 47H54V48H55ZM75 47H76V46H75ZM85 47H86V48H85ZM85 47H84V49H86V52H89V51L91 50V49H90L91 45H90V47H89V45H88V47H89V51H88V47H87V45H86ZM109 47H110V46H109ZM109 47H108L107 49L110 50L111 48H109ZM111 47H112V46H111ZM114 47L112 48V52H111V50H110V53L108 52L109 50H108L107 52H105V51H104V52H105L106 54L109 53L108 56H110V54H112V57H114V55H116V52H118L116 47H115V48H116L115 53L113 52V51H114V50H113ZM128 47H129V46H128ZM155 47H156V46H155ZM185 47H186V46H185ZM207 47H208V45H207ZM224 47H225V46H224ZM227 47H226V49H228ZM261 47H262V46H261ZM54 48H53V49H54ZM58 48H59V47H58ZM156 48H157V47H156ZM197 48H198V46H197ZM53 49H49V52L53 51ZM72 49H73V50H72ZM78 49H79V50H82L81 52L84 51L82 48L80 49L79 46H78ZM78 49H77L78 52H77V51L75 52L76 54L79 53V50H78ZM143 49H144V48H143ZM164 49H165V48H164ZM208 49H209V47H208ZM212 49H213V48H212ZM217 49H218V48H217ZM217 49H216V51H215V49L213 50V51H214V54H217V53H215V52H217ZM223 49H224V48H223ZM237 49H238V47H237ZM255 49H256V48H255ZM63 50H64V52H65V49H63ZM94 50H95V49H94ZM181 50H182V49H181ZM190 50H191V52L189 51L190 54H191L193 51H195L194 49H190ZM192 50H193V51H192ZM196 50H198V49H196ZM199 50H200V48H199ZM224 50H225V49H224ZM224 50H223V52H224ZM239 50H240V49H239ZM239 50H238V51H239ZM55 51H57V50H54V52H55ZM61 51H62V50H61ZM96 51H97V53H95V54H97L96 57L98 58L100 53L98 52V50H96ZM119 51H120V49H119ZM200 51H202V50H200ZM34 52H36V51H34ZM73 52H72V53H73ZM81 52H80V55H82L83 53H85V51H84L83 53H81ZM91 52H92V50H91ZM91 52H89V53H91ZM124 52H125V51H124ZM126 52H127V51H126ZM126 52H125V53H126ZM160 52H161V51H160ZM197 52H198V51H197ZM240 52H241V50H240ZM259 52H260V53H259ZM259 52H258L259 55L262 56L260 49H259ZM44 53H45V52H44ZM62 53H63V52H62ZM92 53H93V52H92ZM92 53H91V54H92ZM98 53H99V54H98ZM105 53H104V56H105ZM113 53H114V54H113ZM125 53H122V54H125ZM178 53H179V52H178ZM184 53H185V52H184ZM193 53H194V52H193ZM237 53H238V52H237ZM54 54H55V53H54ZM63 54H64V53H63ZM65 54H66V52H65ZM67 54H68V49H67ZM91 54L89 55V57L93 55V54H92V55H91ZM117 54H118V53H117ZM120 54H121V51H120ZM127 54H128V53H127ZM196 54L198 55V53H195L194 55H196ZM73 55H74V53H73ZM73 55L71 54V57H72ZM84 55H85V54H83L82 56H83L84 59H85V56H84ZM177 55H178V54H177ZM183 55H184L185 58L182 56V54L179 55V57H178L179 59H181V57L183 58V60L181 59L182 62H183L184 60H188V59L190 60V57H189V56H185V54H183ZM197 55H196V56H197ZM217 55H218V54H217ZM217 55H215V56H217ZM60 56H61V55H60ZM60 56H59V58H60ZM77 56H79V54H77ZM87 56H88V55H87ZM118 56H120V55H117V57H118ZM125 56H126V55H123L124 58H125ZM180 56H181V57H180ZM191 56H193V54H192ZM198 56H199V55H198ZM198 56H197V57H198ZM215 56L213 55L214 60H215ZM225 56H226V50H225ZM65 57H66V55H65ZM65 57H64V58H65ZM68 57H69V56H68ZM68 57H67V58H68ZM73 57L75 58V55H74ZM80 57H81V56H80ZM89 57H86L87 61H86L85 63H87V64H85V63H84V64L87 65L88 71L90 72V73H89V72L87 71V75H88V77H89V76H90V77L92 76L93 78H92V77H91V78H92V79H95V77H96V75H97L98 73L95 75V77L93 76V75H94L93 73H94V72L96 73V72H99V71H98L97 68H95V70H96V71H95V70H94V67H96L95 65L98 64V62L101 60V58H99L100 60L97 61V63L94 61L96 64L93 62V60H91V61L93 62V64H94V66L92 65L93 69H92V67H90L91 69L89 70V65H91V64H88V63H89V60H90ZM92 57H93V56H92ZM115 57H116V56H115ZM117 57H116V58H117ZM187 57H189V58H187ZM194 57H195V56H194ZM194 57H193V58H194ZM217 57H218V56H217ZM217 57H216V60L218 61V58H217ZM226 57H227V56H226ZM226 57L223 59V60H224V63H225V59H226ZM235 57H236V54H235ZM238 57H239V56H238ZM238 57H237V59H238ZM263 57H264V56H263ZM44 58H45V57H44ZM59 58H58V60H59ZM74 58H73V59L71 58L70 60H74ZM76 58H77V59H75V60H78L77 64L79 65V60H80V59H79V57H76ZM93 58H94V57H93ZM121 58H122V57H121ZM186 58H187V59H186ZM240 58H242V57H240ZM258 58H259V57H258ZM95 59H96V58H95ZM95 59H94V60H95ZM106 59H107V58H106ZM113 59L115 60V58H113ZM198 59H199V58H198ZM198 59H196V58L192 59V57H191V60H194V61L197 60V62H196L197 66H194L193 68H190V66L188 65L189 68H190L191 70H190V69L188 70L187 67H185V71H186L187 73H188V72H191L192 69H193L194 72H196V73H194V76L197 75V71H198V73H200L199 70H197L196 67L202 66V65H201V64H202V62H201L202 59H199V60H201L200 62H198V61H199ZM70 60H69V61H70ZM96 60H98V59H96ZM189 60H188V61H189ZM60 61H61V60H60ZM106 61H107V60H106ZM124 61H125V60H124ZM155 61H156V60H155ZM174 61H175V60H174ZM188 61H186V63H184V62H185V61H184L183 63H184L185 65H187V62H188ZM233 61H234V59H233ZM260 61H261V60H260ZM40 62H41V64L43 63L42 61H40ZM40 62H39V63H40ZM46 62H47V61H46ZM71 62H72V61H71ZM74 62H75V61H74ZM107 62H109V61H107ZM120 62H121V61H120ZM212 62H213V61H212ZM222 62H223V61H222ZM66 63L69 64L68 61H67ZM80 63H81V60H80ZM100 63H101V62H100ZM130 63H132V62H130ZM156 63H157V62H156ZM175 63H176V62H174L173 64H175ZM183 63H182V64H183ZM191 63H193V65H194V62L191 61ZM216 63H218V62H214V64H216ZM224 63H223V64H224ZM235 63H237V60L235 61ZM235 63H233V64H235ZM238 63H239V60H238ZM77 64H76V65H77ZM102 64H104V63H102ZM120 64H121V63H120ZM132 64H133V63H132ZM134 64H135V63H134ZM134 64H133V65H134ZM148 64H149V63H148ZM173 64H172V62H171V68L173 67ZM176 64H177V63H176ZM182 64H181V67L179 66V68H181V71H180L181 73L179 74V76H181V77H182V74H184L183 72H185L184 70L182 71ZM188 64H190V63H188ZM218 64H219V63H218ZM233 64H232V65H233ZM255 64H256V62H255ZM43 65H44V64H43ZM48 65H49V64H48ZM57 65H58V64H57ZM76 65H75V66H76ZM85 65H83V68L86 69V67H84ZM220 65H221V64H220ZM220 65H219V67H220ZM232 65H231V67H232ZM240 65H241V63H239V66H240ZM257 65H258V64H257ZM70 66H73V63H72ZM99 66H100V65H98V67H99ZM118 66H120V65H118ZM152 66H153V65H152ZM154 66H155V68L157 67L156 65H154ZM175 66H177V65H174V69H175ZM217 66H218V65H217ZM221 66H222V65H221ZM237 66H238V64H237ZM33 67H34V66H33ZM41 67H42V66H41ZM41 67L39 68V70L41 69ZM51 67H52V72H50V73H52V75H54V74L58 75L59 72H62V74H60V75L57 76V77H59V78H57V77L54 78V77L52 76V77L54 78L53 82H54V83H58V84L60 83V85L62 84L61 81H62L66 76L69 77V76H68V73H71L70 71L68 72L67 67H66V69H63V70H62V69L60 68V67H62V66H60V67H57V66H56L55 68H57V69L60 68V70H62V71H57V70L55 69L54 71H55L56 73L53 71L54 66H50V68H51ZM76 67H77V66H76ZM76 67H74V69H76ZM107 67H108V66H107ZM130 67H131V66H130ZM135 67H136V66H135ZM243 67H244V69H246V68H245V65H244ZM253 67H254V65H253ZM253 67H252V68H253ZM255 67H256V66H255ZM50 68H49V69H50ZM63 68H64V67H63ZM102 68H103V67H102ZM121 68H122V67H121ZM148 68H149V67H148ZM183 68H184V67H183ZM194 68L196 69V71H195ZM216 68H217V67H216ZM226 68H227V67H226ZM257 68H258V67H257ZM74 69H73V70H74ZM85 69H84V70H85ZM128 69H130V68L128 67ZM131 69H133V68H131ZM165 69H167V67L164 68V69H162V71H161V69L159 68V69H157V71H159V72L161 71V72L163 73L162 76H166L167 74L164 73ZM169 69H170V68H169ZM186 69H187L188 71H187ZM199 69H200V68H199ZM214 69H215V68H214ZM218 69H219V68H218ZM221 69H222V68H221ZM228 69H230L229 66H228ZM242 69H243V68H242ZM249 69H250V68H249ZM254 69H256V68H254ZM32 70H33V69H32ZM58 70H59V69H58ZM64 70H67V74H66V71H65V73L63 72ZM70 70H71V69H70ZM82 70H83V69H82ZM84 70H83V71H84ZM93 70H94V71H93ZM100 70H102V69H100ZM116 70H117V69H116ZM116 70L114 71L115 73H116ZM155 70H156V69H155ZM163 70H164V71H163ZM171 70H172V69H171ZM175 70L178 72V69H175ZM179 70H180V69H179ZM219 70H220V69H219ZM250 70H252V69H250ZM27 71H28V70H27ZM29 71H30V70H29ZM91 71H92L93 73H92ZM128 71H130V70H128ZM128 71H127L128 74L126 73L125 75H129V74H130ZM132 71H133V70H132ZM132 71H131V73H132ZM147 71L149 72L150 70H147ZM173 71H174V70H173ZM176 71L174 72L175 75H176ZM224 71H225V70H224ZM243 71H244V70H243ZM33 72L35 73V70L32 71L31 73L33 74ZM53 72H54V74H53ZM84 72H85V71H84ZM84 72H83L82 74H84ZM119 72H120V71H119ZM144 72H145V71H144ZM186 72H185V73H186ZM202 72H203V71H202ZM204 72H205V70H204ZM222 72H223V71H222ZM232 72H233V71H232ZM23 73H24V72H23ZM63 73L66 74V75L63 76V75H64ZM162 73H161V74H162ZM187 73L185 74L184 77H186ZM191 73H193V72H191ZM191 73H190V74L188 73V74L191 75ZM220 73H221V70H220ZM248 73H249V72H248ZM29 74H30V72H29ZM29 74H26V72H25L24 75H25V76H26V75L29 76ZM35 74H36V73H35ZM40 74H41V73H40ZM48 74H49V72H48ZM78 74H79V73H78ZM82 74H80V75L82 76ZM85 74H86V72H85ZM90 74H93V75H90ZM113 74H114V73H113ZM146 74H147V73H146ZM165 74H166V75H165ZM168 74H171V73L168 72ZM177 74H178V73H177ZM222 74H223V73H222ZM56 75H54V76H56ZM119 75H120V74H119ZM125 75H124L123 77H125ZM175 75H174V76H175ZM189 75H188L185 79H187V78L189 77ZM192 75H193V74H192ZM220 75H221V74H220ZM229 75H230V74H229ZM229 75H228V76H229ZM31 76H34V78L37 77V78H38L37 81H39V79H40V81H41V80H42L41 76H43V75H40V76H39V75L37 74L36 77H35V75L33 74V75H31ZM46 76H47V74H46ZM46 76H45V77H46ZM60 76H61V77H60ZM62 76H63L64 78H63ZM114 76H115V75H114ZM155 76H156V75H153L154 78H155ZM171 76H172V75H171ZM177 76H178V75H177ZM177 76H175L176 78H178L177 80L181 81L182 79L179 78V76H178V77H177ZM194 76H193V78L196 77V76H195V77H194ZM201 76H203V74H202ZM201 76H200V77H201ZM217 76H218V75H217ZM228 76H225V74H224V77H226L227 80L229 79V78H227ZM230 76H232V75H230ZM230 76H229V77H230ZM50 77H51V76H50ZM52 77H51V78H52ZM88 77L86 76V78L89 80ZM111 77H112V76H111ZM127 77H128V76H127ZM153 77H151V78L149 77V78H148V79L151 81V82H150V81L147 80L148 83H149V85H150V84H155V87H156V88L161 89V86H165V85L167 84L166 81H165V83L163 82L164 84L162 83L163 85L160 84L161 86L159 85V87H158V85L156 86V84H157L156 82H157V81H156V79L154 80ZM175 77H174V78H175ZM190 77H191V76H190ZM208 77H209V75H208ZM219 77H222V75L219 76ZM27 78H28V77H27ZM51 78H50V79H51ZM56 78H57L56 81H59L60 78H61V79H60L61 81L56 82V81H55ZM69 78H70V77H69ZM72 78H73V77H72ZM81 78H83V79H81L80 82H79V81L77 82V81H76L77 79H76V76H75V79H76V80L73 81V83L69 82L70 84H73V85L75 84V85H74V86L71 85L72 87L69 86V88H72V89H73V88H75V86H76V88H77L81 83L83 84L84 82H86L85 75H83ZM91 78H90V80H92ZM103 78H104V77H103ZM103 78H101V79L99 78L100 81H99L98 79H97V80H98L99 82H101V80H102V82H101L102 84H104V83L107 84L106 82H104L105 80H103ZM113 78H115V77H113ZM117 78H118V76H117ZM156 78H157V76H156ZM174 78H173V81H175ZM193 78H192V79H193ZM48 79H49V77H48ZM67 79H68V78H67ZM67 79L65 78V80H67ZM70 79H71V78H70ZM73 79H74V78H73ZM73 79H71V81H72ZM107 79H109V80H108V83H109L111 80H110V78H107ZM111 79H112V78H111ZM141 79H142V78H141ZM143 79H144V78H143ZM151 79H153L154 82H152ZM169 79H170V78H169ZM169 79H168V82H169ZM180 79H181V80H180ZM192 79H191V80H192ZM207 79H208V78H207ZM222 79H223V78H222ZM82 80H83V81H82ZM95 80H96V79H95ZM117 80H118V79H117ZM124 80H125V78H124ZM177 80L175 81L174 84H172L173 87H174V85L176 84ZM227 80H226V82H227ZM35 81H36V80H35ZM40 81H39V82H40ZM42 81L45 82L44 79H43ZM42 81H41V82H42ZM69 81H70V80H69ZM93 81H94V80H93ZM106 81H107V80H106ZM114 81H116V80H113L112 83H114ZM125 81H126V80H125ZM136 81H137V80H136ZM141 81H142V80H141ZM141 81H139V82H140L139 84H143V83H141ZM170 81H171V80H170ZM173 81H172V82H173ZM198 81H199V80H198ZM208 81H209V80H208ZM220 81H221V80H220ZM220 81H219V82H220ZM223 81H225V79L222 80L221 83H223ZM232 81H233V80H232ZM31 82H33V81L31 80ZM39 82H35V85H36V86L39 85ZM76 82H77V84H78V83H80V84L77 85ZM88 82H91V81H87V86H88V84H89ZM145 82H146V81H145ZM145 82H144V83H145ZM226 82H225V83H226ZM234 82H235V81H234ZM26 83H27V82H26ZM63 83L65 84L64 81H63ZM93 83H95V82H93ZM112 83H111V86L113 87ZM122 83H123V82H122ZM122 83L120 82L119 84H120L121 86H125L124 84L122 85ZM129 83H130V82H129ZM180 83H186V81H184V79H183V81H181ZM217 83H218V82H217ZM225 83H224V85H225ZM235 83H236V82H235ZM239 83H241V82H239ZM58 84H56V85H58ZM64 84H63V86L65 87ZM70 84H69V85H70ZM82 84H81V87L84 85V84H83V85H82ZM85 84H86V83H85ZM91 84H92V83H91ZM102 84H101L99 87H101ZM177 84H178V83H177ZM188 84H189L188 82H187L186 85L184 84V86L182 87V88H183L182 91H184V88H185V90H186V87H189V88H190V85L187 86ZM231 84H232V82H231ZM41 85H42V83H41ZM41 85H40V87H41ZM114 85H115V84H114ZM120 85H119V86H120ZM144 85H146V84H144ZM144 85H143V86H144ZM147 85H148V84H147ZM197 85H198V84H197ZM220 85H221V84H220ZM224 85H223V86H224ZM237 85H238V84H237ZM44 86H45V85H44ZM61 86H62V85H61ZM67 86H68V82H67ZM87 86H86V87H87ZM95 86H96V85H95ZM105 86H106V85H105ZM107 86H110V85L107 84ZM111 86H110L109 91L111 90ZM119 86H116V87H119ZM121 86H120V87H121ZM179 86H180V84L178 85V87H179ZM185 86H186V87H185ZM206 86H207V85H206ZM215 86H216V85H215ZM37 87H38V86H37ZM40 87H38V88H40ZM49 87H51V86H49ZM56 87H57V86H56ZM83 87H84V86H83ZM83 87H82L81 90H80V86H79V90H80V91H78V93H79V92L82 93V97H84L85 94H86V93H85L86 91H83L85 94L82 92ZM96 87H97V86H96ZM116 87H115V88H116ZM120 87H119V88H120ZM127 87H128V85H127ZM135 87H136V85H135ZM176 87H177V86H176ZM66 88H67V87H66ZM69 88H67V89H68L67 91H69ZM76 88H75V89H76ZM84 88H85V87H84ZM87 88L89 89V86H88ZM91 88H92V87H91ZM104 88H105V87H104ZM107 88H108V87H107ZM136 88H137V87H136ZM162 88L164 89V87H162ZM169 88H170V86H169ZM169 88L167 87V89H169ZM179 88H180V90H181V87H179ZM193 88H194V87H193ZM225 88H226V87H225ZM239 88H241V87H239ZM19 89H21L20 86H19ZM33 89H34V88H33ZM41 89H42V88H41ZM72 89H71V90H72ZM75 89H73V91H74ZM88 89H87V90H88ZM94 89H95V88H94ZM99 89H100L99 93L101 94L102 90H101V88H99ZM105 89H106V88H105ZM112 89H113V88H112ZM116 89H118V88H116ZM129 89H130V88H129ZM172 89H173V88H172ZM216 89H217V88H216ZM21 90H23V88H22ZM21 90H20V91H21ZM48 90H49V88H48ZM65 90H66V89H65ZM71 90H70V91H71ZM114 90H115V89H113V93H114ZM118 90H120V89H118ZM130 90H131V89H130ZM169 90H170V89H169ZM175 90H176V89H175ZM217 90H218V89H217ZM52 91H54V90H52ZM55 91H56V90H55ZM73 91H72V92H73ZM76 91H77V89H76ZM107 91H108V89H107ZM111 91H112V90H111ZM115 91H117V90H115ZM121 91H123V90H121ZM132 91L134 92V90H132ZM156 91H157V89H156ZM164 91L166 92V86H165V90H164ZM182 91H179V89H178L177 92H180V93H177V94H183V93L185 94V92L182 93ZM202 91H203V90H202ZM18 92H19V90H18ZM24 92H25V91H24ZM40 92H41V91H40ZM48 92H49V94L51 93L50 96H51V95L55 96L54 94H56V93L53 94V93L50 92V91H48ZM64 92H65V91H64ZM97 92H98V90H97ZM173 92L175 93V91H173ZM223 92H224V91H223ZM31 93H32V92H31ZM41 93H42V92H41ZM46 93H47V90H46L43 94H45L46 97L48 96L47 98H48L51 102L56 101V99H57V101H58L59 104L61 103V101H60L58 98H60L61 96L64 95L63 93H62V95H61V93H60V97H59L58 94H56V97H58V98L53 97V96H51V98H50L49 94L46 95ZM67 93H69V92H67ZM74 93H75V92H74ZM76 93H77V92H76ZM76 93H75V95H76ZM94 93H96V91H95ZM99 93H98V95H97V96H98V99H99L100 101H101V99H102L101 102H103L104 98H100V97H99ZM110 93H112V92H110ZM110 93L108 92L107 94L109 95ZM116 93H118V95H119V92H116ZM123 93H124V92H122V95H123ZM128 93H129V92H128ZM135 93H136V92H135ZM153 93H154V94L156 93V95H157V93H158V95L160 94V92H155V91H153ZM153 93H150V95H152ZM167 93H168V91H167ZM174 93H172V94H174ZM187 93H188V92H187ZM210 93H212L211 90H210ZM91 94L93 95V93H91ZM102 94H103V93H102ZM107 94H106V96H105V95H104V96H105V97H108ZM132 94H133V93H132ZM132 94L129 95V99H130V98L132 99V97H134V99L136 100L137 97L135 98V94H134V96H132ZM136 94H137V93H136ZM161 94H162V93H161ZM169 94H170V96H171V93H170V92H169ZM177 94H174V95H177ZM212 94H213V93H212ZM225 94H226V92H225ZM229 94H230V93H229ZM57 95H58V96H57ZM67 95H69V94H67ZM72 95H73V94H72ZM75 95H73V96H75ZM79 95H80V98H79V96H78V94H77L78 98L81 99V98H82V97H81V94H79ZM94 95H95V94H94ZM94 95H93V96H94ZM120 95H121V92H120ZM122 95L120 96L121 98H120V97H117L118 99H116V100H117V101H118V100H121V99L123 98ZM124 95H125V94H124ZM137 95H138V94H137ZM143 95H144V94H143ZM143 95H142V96H143ZM150 95H149V96H150ZM167 95H168V94H167ZM174 95H172V97H170L169 95H168L169 97L167 96V98H169V101H170L172 98L175 97ZM43 96H44V95H43ZM69 96H70V95H69ZM100 96L103 97V95H100ZM109 96H110L111 99H112V96H113V95L111 96V94H110ZM131 96H132V97H131ZM142 96H141V98H142ZM178 96H181V95H177L174 99L171 100V102L174 100V104H176L175 101L177 102V101L179 100V99L177 98ZM208 96H211V97H212L211 94H210V95L208 94ZM213 96H214V95H213ZM46 97H44V99H42V100H46V102H47L48 104L51 105V106L49 105L50 107H54V108H57V107H58V106H56V107H55V106H52V104L49 103L50 101H48ZM52 97H53V99H52ZM71 97H72V96H71ZM71 97H69V98H71ZM85 97H87V98L85 99ZM85 97H84L83 99H81V100L84 101L83 103H85V104L81 103L82 101L79 100L78 98H75V97H74V98H75L76 101H77V100L80 101V103H81V105H82L81 107H83V105H84V107H85V105H87V104L90 103V102H88L87 100H89V101L92 100V99H90L89 96H87V95H86ZM90 97L93 98L92 96H90ZM125 97H126V96H125ZM138 97H139V95H138ZM153 97L155 98V96L152 95V99H153ZM185 97H186V96H185ZM42 98H43V97H42ZM74 98H72V99L74 100ZM88 98H89V99H88ZM141 98H139V101H140ZM143 98H144V97H143ZM167 98H164V99H165L164 102L166 101L165 103L168 105V104H170L171 102H169ZM170 98H171V99H170ZM208 98H209V97H208ZM221 98H223V97H221ZM51 99H52V100H51ZM64 99H66V98H63L62 101H63ZM72 99H71V100H72ZM94 99H95V100H94ZM98 99H97V97L95 98V96H94L93 100L96 101V102H94V103H97V100H98ZM106 99H107V98H106ZM106 99L104 100L105 103H106ZM131 99H130V101H131ZM134 99H132V100H134ZM145 99H146V98H145ZM149 99H151V97H150ZM152 99H151V100H152ZM166 99H167V100H166ZM69 100H70V99H69ZM75 100H74V101H75ZM85 100L87 101V103H86ZM93 100L91 101L92 104H94V103H93ZM135 100H134V101H135ZM151 100H150V103H153L152 101H153V100H156V99H153L152 101H151ZM158 100L161 101L160 99H157V100L155 101V103H156V102H159ZM38 101H39V100H38ZM57 101H56V102H57ZM66 101H68V100H66ZM66 101L64 100V102H66ZM74 101H73V102H74ZM79 101H77L78 104H79ZM111 101H112V102L109 103L108 106H111V105H112L113 107H116V108H117V107H118V104H117V106H116V105L112 104L114 100L112 99ZM123 101H124V99H123L122 101H120V102H117V103H121V102H122L121 104H119V107L123 104ZM139 101H138V102L135 101V102H137V104L139 105V103H140ZM142 101H143V99H142ZM40 102H41V101H40ZM64 102H62V103H64ZM69 102H70V101H69ZM77 102H74V104L76 105ZM98 102H99V101H98ZM101 102H100V103H97V104L94 105V109H95V110H99L100 107H102V106H103V107L101 108L102 110L108 108V107L104 108V107H105V104H104V102H103V103H101ZM125 102H126V101H125ZM135 102H134V103H135ZM167 102H168V103H167ZM41 103L43 104V102H41ZM47 103H46V104H47ZM107 103H108V101H107ZM130 103L133 104L132 101H131ZM160 103H161L160 105H162V102H160ZM172 103H173V102H172ZM172 103H171V104H172ZM46 104H45V106H46ZM68 104H69V103H68ZM74 104H73V108L75 107ZM78 104H77V105H78ZM98 104H99V105H98ZM101 104H102V106H101ZM115 104H116V102H115ZM137 104H136V105H137ZM90 105H91V104H90ZM90 105L88 106V108L90 107ZM106 105H107V104H106ZM126 105H127V104H126ZM140 105H141V103H140ZM140 105H139V106H140ZM143 105H145L144 102H143ZM143 105H141V106H143ZM146 105H147V104H146ZM156 105H159V103H156ZM164 105H165V104H164ZM59 106H62V104H60ZM63 106H64V105H63ZM65 106H71V107H72V101H71L70 105H67V104L65 103ZM78 106H80V105H78ZM78 106H77V107H78ZM98 106H99V107H98ZM112 106H111V107H112ZM128 106H129V102H128ZM130 106H131V109H132V105H130ZM141 106H140V107H141ZM50 107H49V108H50ZM77 107H75V108H77ZM86 107H87V106H86ZM86 107H85V108H86ZM92 107H93V105H92ZM95 107H97V109H96ZM111 107H109V108H111ZM113 107H112V108H113ZM133 107H136V106H134V104H133ZM140 107H139V108H140ZM146 107H147V106H146ZM149 107H150V106H149ZM160 107H161V106H160ZM62 108H63V107H62ZM64 108H66V107H64ZM98 108H99V109H98ZM129 108H130V107H128V109H129ZM141 108H142V107H141ZM82 109H83V108H82ZM89 109H91V107H90ZM92 109H93V108H92ZM121 109H123V108H121ZM125 109H126V107H125ZM136 109H137V108H136ZM112 110H113V109H112ZM74 111H75V110H74ZM83 111H84V109H83ZM86 112H87V111H86ZM94 112H95V111H94ZM96 112H97V111H96ZM89 113H90V112H89ZM87 114H88V113H87ZM123 114H124V113H123ZM180 114H181V113H180ZM92 115H93V114H92ZM131 115H132V116H135L134 114H131ZM93 116H94V115H93ZM120 116H121V115H120ZM99 117H100V115H99ZM115 117L117 118V116H115ZM118 117H119V116H118ZM116 118H115V119H116ZM119 118H120V117H119ZM181 118H182V117H181ZM99 119H100V118H99ZM99 119H98V121H99ZM102 119H103V118H102ZM112 119H113V118H112ZM112 119H111V120H112ZM182 119H184V118H182ZM103 120H104V119H103ZM176 120L178 121V119H175V121H176ZM104 121H105V120H104ZM108 121H109V120H108ZM177 121H176V122H177ZM180 124H182V123H180ZM174 126H175V125H174ZM181 126H182V125H181ZM176 127H177V126H176ZM146 132H148V131H146ZM150 132H151V134L153 133V131H150ZM141 133H143V132H141ZM137 136H138V135H137ZM137 136H136V137H137ZM100 138H101V137H99V139H100ZM140 138H141L143 141H144V140L147 141V140L149 139L148 136H146V133H145V132H144L143 134H141ZM261 138H262V137H261ZM95 139H96V138H94V140H95ZM103 139H104V138H103ZM252 139H253V138H252ZM262 140H264V139H262ZM221 141H222V140H221ZM102 142H104V141H102ZM218 142H219V141H218ZM260 143H261V142H260ZM98 144H99V143H98ZM214 144H215V143H214ZM102 145H103V144H102ZM219 145H220V144H219ZM246 145H247V144H246ZM250 145H251V144H250ZM250 145H249V146H250ZM107 146H108V145H107ZM201 147H202V146H201ZM203 147H204V146H203ZM215 147H216V146H215ZM245 148H246V147H245ZM102 149H103V148H102ZM104 149H105V148H104ZM199 150H202V149L199 148ZM102 151H103V150H102ZM102 151H101V152H102ZM104 151H105V150H104ZM261 151H262V150H261ZM105 152H106V151H105ZM203 152H204V151H203ZM251 152L254 153L253 151H251ZM99 153H100V152H99ZM106 153H107V152H106ZM205 153H206V152H205ZM103 154H104V153H103ZM201 154H202V153H201ZM104 155H105V154H104ZM208 155H210V154H208ZM208 155H207V157H208ZM249 155H250L251 157H253V160H252L251 157L249 158ZM249 155H248V158H247V159H251L250 162H251V161H252V162H253V161H257V164H258L259 162H261L259 159H257V158H255L254 156H252L251 153H250ZM95 156H96V155H95ZM104 157H107V156H104ZM108 157H109V156H108ZM215 157H216V155H214L213 158H215ZM254 158H255V160H254ZM263 158H264V156H263ZM106 159H108V158H106ZM221 159L223 160V158H221ZM221 159H219L218 161L220 162ZM261 160H262V159H261ZM108 161H109V160H108ZM111 161H112V160H111ZM230 161H231V160H230ZM263 161H264V160H262V162H263ZM187 162H188V161H187ZM222 162H223V161H222ZM233 162H234V161H233ZM237 162H238V160H237ZM250 162H249V163H250ZM252 162H251V163H252ZM95 163H96V162H95ZM165 163H166V162H165ZM171 163H172V162H171ZM238 163H239V162H238ZM240 163L242 164V162H240ZM194 164H195V163H194ZM213 164H214V162H213ZM222 164H223V163H222ZM226 164H227V163H226ZM233 164H234V163H233ZM254 164L257 165L256 162L253 163V165H254ZM263 164H264V163H263ZM263 164H262V163L258 164V166L260 165L259 168H262L263 166H261V165H263ZM96 165H98V164H96ZM185 165H186V164H185ZM199 165H200V164H199ZM211 165H212V164H211ZM250 165H251V164H250ZM255 165H254V167H255ZM102 166H103V164H102ZM200 166H201V165H200ZM209 166H210V164H209ZM219 166H220V165H219ZM219 166H218V169H215V171H213V172L215 173V175L218 174L219 172H223V171H224V170L221 169L222 166H220V167H221L220 169H219ZM228 166H229V165H228ZM239 166H240V165H239ZM245 166L248 167V165H245ZM258 166H257V168H258ZM96 167H97V166H96ZM173 167H175V166H173ZM181 167H182V166H181ZM184 167H185V166H184ZM193 167H194V166H193ZM202 167H203V165L201 166V170H202ZM213 167L216 168V165H213ZM235 167H236V168H233V169H231V167H230V169H231L232 171L235 170V169L238 170V168H237L236 165H235ZM241 167L243 168L244 166L241 165ZM247 167H246L245 169H242L243 171H241V172H240V171H237V172H236V175H237V173H239V174L242 175V174L244 173V170H245V172H246ZM98 168H99V167H98ZM100 168H101V167H100ZM102 168H103V167H102ZM188 168H189V167H188ZM203 168H205V167H203ZM255 168H256V167H255ZM255 168H253V169L256 170ZM173 169H175V168H173ZM177 169H178V167H177ZM177 169L175 170L176 172H178ZM186 169H187V168H186ZM193 169H195V167H194ZM206 169H207V168H206ZM248 169H249V167H248ZM248 169H247V172L250 171V174H249L250 177H249V175H248V176L246 175V174H247V172H246V173H244V174H245V176H246L247 178H246V177L243 178V177H244V174H243L242 177H241L242 180L244 179V180H243L244 183L246 184V181H247V184H248V181H250V179H252L251 181H253V179H254V180L256 179L253 183L251 182V184L258 185V184H257L258 182H256V181H258L259 179H260V180H261V179L263 180V179H264V176H263L262 174L260 175L259 173H257L258 171H255V172L253 171V172H252V170H251L252 167L250 168V170H248ZM262 169H264V168H262ZM262 169H261V170H262ZM101 170H102V169H101ZM188 170H189V169H188ZM197 170H198V169H197ZM213 170H214V168H213ZM216 170H217V171L220 170V171H218V172L216 173ZM221 170H222V171H221ZM231 170H230V171H231ZM236 170H235V171H236ZM258 170H259V169H258ZM103 171H104V170H103ZM169 171H170V170H169ZM190 171H191V172H194V171H192V167L190 168ZM205 171H206V170H205ZM208 171H211V170H208ZM230 171H229V172H230ZM235 171H233V173H234ZM104 172H106V171H104ZM113 172H114V171H113ZM170 172H171V171H170ZM170 172H168V173H170ZM202 172L204 173V171H202ZM202 172H201V173H202ZM242 172H243V173H242ZM251 172H252V174H251ZM99 173H101V172H99ZM171 173H173V174H172V175H171V174H168V175H169V176H170V175H171V176H174V175L176 174V173L174 172V170H173V172H171ZM174 173H175V174H174ZM199 173H200V172H199ZM203 173H202V174H203ZM224 173H225V172H224ZM227 173H228V171L226 172V175L224 174L226 177H224V175L220 177V178L223 177V178H226V179H223V178H222V180H221V179L219 180L218 178H216V179H215V183H214V181L212 180V181H213L212 184H211L210 181H207V182H210L209 184L212 185V186H213V184H215V185L217 184L216 186H218V180H219V183H220V181H221V183L224 182L223 184H224V186H225V180L227 181V177H228V174H229V173H228V174H227ZM231 173H232V172H230V174H231ZM233 173H232V174H233ZM248 173H249V172H248ZM254 173H255V174H254ZM263 173H264V170H263ZM114 174H115V173H114ZM161 174H162V173H161ZM220 174H222V173H220ZM220 174H218V175L220 176ZM230 174H229V177H230ZM256 174H258L260 177H259L258 175L255 176ZM106 175H107V173H106ZM106 175H105V176H106ZM163 175H164V174H163ZM176 175H177V174H176ZM178 175L180 176L181 174H179V172H178ZM187 175H189V174L187 173ZM190 175H191V174H190ZM192 175H193V174H192ZM196 175H197V174H196ZM234 175H235V174H233V176H234ZM252 175H253V176H252ZM97 176H98V175H97ZM99 176H100V175H99ZM101 176H102V175H101ZM101 176H100V177H101ZM182 176H183V177H182ZM204 176H205V175H204ZM204 176H203V179H204ZM231 176H232V175H231ZM251 176H252L253 178H252ZM261 176H262L263 178H262ZM162 177H163V176H162ZM162 177H160V178H162ZM189 177H190V176H189ZM192 177H193V176H192ZM216 177H217V176H216ZM229 177H228V181H227V183H226V184H228V182H229V184L226 186V189H225V187L223 186V189H220V190H219V189H217V188H214V186H213V188L215 189V191H214V189L211 187V190H209V191H210V192L214 191V192H212V193H215L217 190H219V192L217 191V193H215V195H217V196H214V198H215L216 200H217V199L220 200L222 197H223V198L225 197V196H222V195H226V196L229 195L228 198L226 197V199H229V197H231V199H230L229 201L232 202V203L234 204V202L231 201V200H232V197L235 198L237 195L233 196V193H232V196H230L231 194H228V192H231L232 190H234L235 194H236L238 191L240 192V193L238 192V196H239V197H240V195H241V196L243 195V197H246V200H247V201L245 200L244 203H245V202L249 203V202H250L249 199H251V197H252V193H251V192H254V190L251 191V192L248 191L249 188L252 190V188H251L252 185H251L248 189H246L245 187H247L248 185L244 186V185H245V184H244V185L242 186V184H241V185H240V187L242 186V187H241L242 189H241L240 187H238V186H239L238 184H240V183L243 182V181H241L240 175H239V178H240V181H241V182H239L238 180L235 179L236 181H235V180L231 181L232 184H231L230 181H229V180L232 179V177H231V179H229ZM235 177H236V176H235ZM256 177H259L258 180H257ZM102 178H104V176H102ZM160 178H157V179H160ZM174 178H175V176H174ZM179 178H181L180 181H179ZM179 178H177L176 181H175V182H177V180H178V182L176 183L177 185H174V186L171 185V187H173V188L170 187V189H174V190L170 191V192H171V195L173 194L172 192L175 191V190H176V192L180 193V192H179L180 188L184 189V187H187V186H184V185H188V186H189V185L192 184V183H191L192 181L189 182V180H188V181L185 180L184 183L182 182V181L184 180L183 178H187L186 174H185V175H181ZM233 178H234V177H233ZM236 178H237V177H236ZM239 178H238V179H239ZM249 178H250V179H249ZM95 179H96V178H95ZM98 179H100V178L98 177ZM105 179H106V178H105ZM189 179H190V178H189ZM200 179H201V178H199V182H201V181L203 180V179H202V180L200 181ZM217 179H218V180H217ZM245 179H246V181H245ZM247 179H249V180H247ZM107 180H108V178H107ZM154 180H155V179H154ZM174 180H175V179H174ZM192 180H193V179H192ZM194 180H195L194 182L196 183V179H194ZM223 180H224V181H223ZM105 181H106V180H105ZM158 181H159L160 183H163L164 185H166L165 188L163 187V188H164L163 190H167V189H169V188L167 187L168 184H165V182H168V181H163V182H162V180H158ZM158 181H154V182H158ZM204 181H206V180L204 179ZM237 181H238V182H237ZM263 181H264V180H263ZM150 182H151V181H150ZM159 182H158V183H159ZM169 182H170V181H169ZM172 182L175 184L174 181H172ZM172 182H170V183L172 184ZM181 182H182V183H181ZM187 182H189V183L187 184ZM197 182H198V181H197ZM202 182H203V181H202ZM202 182H201V183H202ZM233 182H237V183H233ZM260 182H261V181H259V187H260V188H259L258 186H256V188H255L254 185H253V187H254L255 189H258V190L261 189V188H264V185H262L263 183H262V182L260 183ZM160 183H159V184H160ZM178 183H180V184H178ZM99 184H100V183H99ZM103 184H104V181H103ZM103 184H102V186H103ZM181 184H182V185H181ZM183 184H184V185H183ZM209 184H208V185H209ZM230 184H231V185H230ZM235 184H236V185H235ZM100 185H101V184H100ZM154 185H155V184H154ZM154 185H153V187H154ZM157 185H158V184H157ZM164 185H163V186H164ZM196 185H197V184H196ZM196 185H195V186H196ZM208 185H207V183H206L207 188H205L206 186L204 187V182L201 184V186H203L202 188H204V189H206V190H204V189H202V188L199 189V188L201 187V186L199 187V184L197 185L198 190H196L197 187H195V188H196V189H195L196 191H199V190L202 191V190H203V192H200V191H199L200 194H201V196H202V194L204 193V191H207V193L203 194V196H202L203 198L200 196V194H199V196H198V195L196 196V193H195L196 191L194 192V189L192 190V191L194 192V196H195L196 198L198 197L197 200H201V201L206 200V199L210 200V199L213 197V196L211 197V194H212V193L208 194V193H209V192H208V189H210V188H208L210 185H209V186H208ZM229 185L231 186V188L229 187ZM232 185H233V186H232ZM234 185H235V186L238 185V186H237V189H238V190H237V189L235 190L236 187H234ZM249 185H250V184H249ZM260 185H261V186H260ZM159 186H162V185H159ZM168 186H169V185H168ZM179 186H180V187H179ZM181 186H184V187H181ZM193 186H194V185H193ZM103 187H105V186H103ZM155 187H156V186H155ZM174 187H175V188H174ZM191 187H192V186H191ZM227 187H229L228 190H229V189H232V190H229L228 192H225V191H227ZM243 187H244V188H245V189L251 194V195H250L251 197L249 196L250 198L248 197V195H249L248 193H247V195H245V196H244V194H241V192L245 190ZM257 187H258V188H257ZM166 188H167V189H166ZM177 188H178V190H177ZM187 188H188V187H187ZM219 188H222V184L219 185ZM233 188H234V189H233ZM160 189H161V187H160ZM170 189H169V190H170ZM188 189H189V188H188ZM239 189H240V190H239ZM145 190H146V189H145ZM157 190H158V188H157ZM161 190H162V189H161ZM169 190L165 191V194H166V192H167V194L170 193V192H168ZM189 190H191V189H189ZM224 190H225V191H224ZM180 191H181V190H180ZM183 191H184V190H183ZM183 191H181V193H182ZM185 191H186V188H185ZM259 191H261V190H259ZM151 192H152V190H151ZM151 192H150V193H151ZM153 192H154V191H153ZM159 192H161V191H159ZM163 192H164V191L161 192V194H163V195H160V196L162 197V199H165V198H163V196L165 195ZM186 192H187V191H186ZM222 192H223V193H222ZM232 192H233V191H232ZM183 193H185V192H183ZM189 193H190V191H189ZM189 193H188V194H189ZM220 193H222V194L220 195ZM224 193H225V194H224ZM243 193H244V192H243ZM259 193H260V192H259ZM259 193L257 194V191H256V195H259V196H260L261 193L263 194V192H261L260 194H259ZM192 194H193V193H192ZM197 194H198V193H197ZM207 194H208V195H207ZM239 194H240V195H239ZM253 194H254V193H253ZM150 195H151V196H150ZM150 195L147 197V198L150 197V198H149V202H150V200H151V202H152L153 198H154L155 201H156V199H157V200H161V201H163V200L161 199V197L159 198V195H157V194H156V195H157V197H158L159 199L155 197L156 195H154V197L152 198V195H153L152 193H151ZM169 195H170V194H168V195H166V196H168V198H170L171 196H169ZM180 195H181V194H180ZM180 195L178 194V197H180V198L184 196V195H182V196H180ZM204 195H205V197H207V196H210V197H209V198L207 197V198L205 199ZM206 195H207V196H206ZM213 195H214V194H213ZM218 195H220V196H218ZM127 196H128V195H127ZM173 196H175V195H173ZM176 196H177V195H176ZM176 196H175V197H176ZM191 196H193V195H191ZM191 196H190V198H191ZM194 196L190 199V200H192V202H193V200H195ZM221 196H222V197H221ZM253 196H254V197H252V199L255 198V194H254ZM259 196H257V197H258V198H257L258 201L256 200L257 203H256V202H253V203H256V205L258 204L257 207H259V205H260V206H264V204H262V202H264V201H263L264 199H263V197H262V201H260L262 195H261L260 197H259ZM97 197H98V196H97ZM199 197H200V198H199ZM216 197H219V198H216ZM239 197H236L235 199L238 200L237 198H239ZM184 198H186V196H185ZM201 198H202L203 200H202ZM214 198H213V199H214ZM234 198H233V200H234ZM166 199H167V198H166ZM173 199H175V198H173ZM176 199H177V198H176ZM213 199H211L212 202L215 200V199H214V200H213ZM241 199H242V197H241ZM243 199H245V198H243ZM243 199H242V202H243ZM252 199H251V200H252ZM255 199H256V198H255ZM255 199H253V200L255 201ZM177 200H178V199H177ZM177 200H176V201H177ZM186 200H187V198H186ZM208 200H207V201H208ZM216 200H215L214 202H216ZM236 200H235V201H236ZM145 201H146V200H145ZM155 201H154V202H155ZM161 201H156V203H158V202L161 203ZM164 201H165V200H164ZM178 201H179V200H178ZM207 201H204V202L206 203ZM211 201H210V202H211ZM225 201H226V200H225ZM100 202H101V201H100ZM142 202H143V201H141V206H142ZM151 202L148 203V204H146V205H144V206H148L149 204H151V206H152L153 204H152ZM186 202H187V201H185L184 203H186ZM192 202H191V203H192ZM195 202H196V200H195ZM195 202H194V203H195ZM210 202L208 201L207 204L210 203ZM230 202H229V203H230ZM237 202L239 203V201H236V205L234 204V205H231V207H230V209L233 210L234 213H235V211H236L237 208H240V210L237 209L238 211H237L234 215H232L233 213H231L232 217L234 216L233 218H236V216H237L238 213L241 211V209L243 210V208L246 207L244 203H243V205H244L245 207H242L243 205H242L241 207H239V206H238L239 204L237 205ZM259 202H261V203L259 204ZM143 203H144V202H143ZM156 203H154V204H156ZM159 203H158V204H159ZM169 203H170V202H169ZM178 203H179V202H178ZM180 203H181V202H180ZM180 203H179V205H180ZM187 203H189V201H188ZM224 203H225V202H224ZM253 203H252V201H251V204H253ZM144 204H145V203H144ZM174 204H175V203H174ZM182 204H183V203H182ZM251 204H250V206H249L250 208L253 207ZM102 205H103V203H102ZM161 205H162V204H161ZM167 205H169V204H167ZM189 205H190V203H189ZM193 205H195V204H193ZM193 205L191 204L190 208H191ZM209 205H212V204H208V206H209ZM213 205L215 206L214 203H213ZM213 205H212L211 207H213ZM253 205H254V204H253ZM110 206H111V205H110ZM141 206H140V204H139V207H141ZM164 206H166V205H164ZM186 206H187V205H186ZM186 206H185V209H186ZM232 206H233V207H232ZM235 206H238V207L236 208ZM154 207H155V206H152V208H154ZM158 207H159V206H158ZM160 207H161V206H160ZM160 207H159V208H160ZM171 207L173 208L172 205H171ZM174 207H175V205H174ZM178 207H179V206H178V204H177V208H178ZM180 207H181V205H180ZM183 207H184V206L182 205V208H183ZM247 207H248V206H247ZM247 207H246V208H247ZM254 207H255V206H254ZM257 207H256V208H257ZM162 208H163V207H162ZM166 208H167V206L165 207V209H166ZM169 208H170V207H169ZM175 208H176V207H175ZM188 208H189V207H188ZM188 208H187V209H188ZM192 208H193L192 210H195L194 207H192ZM232 208H233V209H232ZM234 208H235V209H234ZM246 208L244 209V211L241 212L243 215H242L241 213H239V215L241 214V216H240V217H239V215L237 216V219H238V220L234 219V221L236 222V223H235V222H234V223L237 225V226L234 225V226H235L234 229L237 230L238 228H240V229H243V231H244V230L246 231L249 227H254V228H255L257 225H260V226H261V223L263 224L264 221L261 222V223H259V220H255V219H256L255 217H257V216H254V215H255V214H254V212H255L254 208L252 209V211H251L249 208H247V209H246ZM157 209H158V208H157ZM160 209H161V208H160ZM167 209H168V208H167ZM173 209H174V208H173ZM248 209H249V212L247 213ZM106 210H107V209H106ZM141 210H142V208H141ZM170 210H171V208H170ZM175 210L178 211L177 209H175ZM182 210H183V209H182ZM197 210H198V209H197ZM197 210L194 211L195 214H196ZM142 211H143V210H142ZM144 211H145V210H144ZM144 211H143V212H144ZM149 211H150V210H149ZM151 211H152V210H151ZM164 211H165V210H164ZM166 211H167V210H166ZM168 211H169V210H168ZM176 211H174V212H176ZM188 211H189V210H188ZM262 211H264V207H263V210H262ZM103 212H104V211H103ZM158 212L161 213L159 210H158ZM184 212H185V211H184ZM199 212H200V211H198L197 214H203L202 212H201V213H199ZM228 212H229V211H228ZM228 212H227V213H228ZM231 212H232V211H231ZM243 212H244V213H243ZM250 212H251V213H250ZM257 212H258V208H257V210H256V215H257ZM107 213H108V212H107ZM153 213H156V212H153ZM162 213H163V212H162ZM177 213L179 214V212H177ZM211 213H212V212H211ZM225 213H226V212H225ZM227 213H226V216H229V215H227ZM146 214H147V213H146ZM197 214H196V217L198 216ZM222 214H223V213H222ZM229 214H230V212H229ZM253 214H254V215H253ZM160 215H161V216H163V215L166 216L165 212H164L163 214H160ZM190 215H191L192 218L195 217V216L193 215V213L190 214ZM231 215H230V216H231ZM235 215H236V216H235ZM200 216H201V218H203L202 221H203L204 223H206V222H207V221H206L207 218L205 219V217H206L205 214H204V215H199V217H200ZM204 216H205V217H204ZM262 216H264V214H263ZM146 217H148V215H147ZM156 217H157V216H156ZM159 217H160V216H159ZM159 217H158V218H159ZM196 217H195V218H196ZM199 217H198V219H199ZM232 217H228V218H232ZM150 218H151V217H150ZM160 218H162V217H160ZM173 218H174V217H173ZM226 218H227V217H226ZM233 218H232V220H233ZM254 218H255V219H254ZM164 219H165V218H164ZM176 219H177V218H176ZM198 219L196 218V220H198ZM204 219H205V220H204ZM154 220H156V219H154ZM180 220H182V218H180ZM180 220H179V221H180ZM192 220H193V219H192ZM226 220H227V219H225L224 221H226ZM176 221H177V220H175V222H176ZM179 221L176 222V223H177V226H178V223H180ZM222 221H223V220H221L220 223H219V224H221V226L218 224V225L221 227V231H222V229H224V228H225V229H228L229 226H230V224H231L232 226H230V228H229L226 232L228 233L229 230L231 229V227H232L231 230H233V223H230V222H227V223H226V222H225V223H226L227 225H229V226H223L222 224H225V223H223ZM237 221L239 222V225H238V222H237ZM257 221H258V222H257ZM172 222H173V221H172ZM181 222H182V221H181ZM184 222H186V221H184ZM189 222H190V221H187V226L190 224ZM193 222H196V223H194V224H196V225H195L196 227L198 226L197 228H198V230H200L199 232H201V230L204 229V228L199 229V228H201V227H199V226H202V227H203V225H201V224H202L201 222L198 223V221H195V220H194ZM209 222H210V221H209ZM209 222H208V223H209ZM231 222H232V221H231ZM255 222H256V224H255ZM162 223H163V222H162ZM176 223H175V224H176ZM188 223H189V224H188ZM197 223H198V224H197ZM229 223H230V224H229ZM258 223H259V224H258ZM153 224H154V223H153ZM159 224H160V223H159ZM159 224H158V225H159ZM181 224H182V223H181ZM199 224H200V225H199ZM212 224H213V223H212ZM215 224H216V223H215ZM161 225H162V224H161ZM209 225H211V224L209 223ZM218 225L216 224V225H215V228L217 227L216 229L219 231V230H220V229H219L220 227H219ZM255 225H256V226H255ZM153 226H154V225H153ZM155 226L157 227V225H155ZM159 226H160V225H159ZM159 226H158V227H159ZM162 226H163V225H162ZM162 226H161V227H162ZM180 226H181V225H180ZM204 226H205V225H204ZM206 226H207V224H206ZM206 226H205V228L209 227V226H207V227H206ZM211 226H212V225H211ZM211 226H210V227H211ZM238 226H239V227H238ZM156 227H155V228H156ZM181 227H182V226H181ZM212 227H213V231H214V232L217 231L216 229H214V224H213ZM212 227H211V228H212ZM218 227H219V228H218ZM222 227H224V228H222ZM226 227H227V228H226ZM245 227H248V228L246 229ZM173 228H174V227H173ZM179 228H180V227H179ZM182 228H183V227H182ZM190 228H192V227L189 226V230H190ZM194 228H195V227H194ZM244 228H245V229H244ZM256 228H257V227H256ZM262 228H264V224H263V227H262ZM186 229H187V228H186ZM240 229H238V231H239ZM181 230H182V229H181ZM181 230H180V231L177 230V231L181 232ZM196 230H197V229H196ZM196 230H194V231H196ZM198 230H197V231H198ZM208 230H209V228H207L206 236H207V233H209ZM211 230H212V229H211ZM236 230H233V231H235V233L237 234L238 231H236ZM251 230H252V228H251ZM251 230H250V232L252 233L253 231H251ZM218 231H217V232H218ZM223 231H224V230H223ZM233 231H232V233H234ZM173 232H174V231H173ZM173 232L171 231V233H173ZM199 232H198V233L195 232V233L199 234ZM202 232H203V231H202ZM214 232H211V234L214 233ZM217 232H216V233H217ZM226 232H225V233H226ZM246 232H247V231H246ZM256 232H257V234H259L258 232H261V231H260V230H256ZM256 232H255V230H254L255 235H257ZM177 233H178V232H177ZM203 233H205V230H204ZM238 233H239V232H238ZM240 233H241V232H240ZM240 233H239V234H240ZM242 233H243V232H242ZM242 233H241V235L243 236L244 233H243V234H242ZM251 233H249L250 235H248V236H252ZM180 234H181V233H180ZM186 234H187V233H186ZM209 234H210V233H209ZM209 234H208V236L211 235V234H210V235H209ZM220 234H221L220 232H218L216 235H215V233L212 234V235H215V239L213 238L214 236L211 235L209 239H211L212 241H209L208 243H211V244L213 245V243L215 242L214 240H217V238H216L217 235L219 236V239H225L224 235H223V234L220 235ZM228 234H229V233H228ZM173 235H174V233H173ZM181 235H182V234H181ZM200 235H202V238H203V237H206L205 235H203V234H201V233H200ZM222 235H223L224 238H220ZM226 235H227V234H225V236H226ZM230 235H231V237H232V234H230ZM233 235H234V234H233ZM237 235H238V234H237ZM246 235H247V234H246ZM246 235H245V236H246ZM196 236H197V235H196ZM228 236H229V235H228ZM248 236H246V237H248ZM234 237H235V236H234ZM263 237H264V236H263ZM174 238H175V237H174ZM226 238H228V237L226 236ZM232 238H233V237H232ZM232 238H231V244H227V242H225L226 240H225V241L222 240V243H221V240H218L217 242H220L221 245H222V244H226V246L223 247V248H228L227 246L233 244V243H232ZM249 238H251V237H249ZM249 238H248V240H249ZM257 238H258V236H257ZM259 238H260V237H259ZM205 239H206V240H205ZM235 239H236V237H235ZM235 239H234V240H235ZM241 239H244V238L242 237ZM245 239H246V238H245ZM261 239H262V238H261ZM201 240H203V239H201ZM229 240H230V239H229ZM258 240H259V239H258ZM258 240H257V241H258ZM204 241H207V237L204 238ZM213 241H214V242H213ZM227 241H228V240H227ZM235 241H236V240H235ZM259 241H260V240H259ZM261 241H263V240H261ZM223 242H224V243H223ZM228 242H230V241H228ZM263 242H264V241H263ZM215 243H216V242H215ZM220 243H219V244H220ZM234 243H235V242H234ZM205 244H206V242H205ZM219 244H218V245H219ZM235 244H236V243H235ZM235 244H233L231 247L229 246L230 249H234V247H235L234 245H235ZM207 245H209V244H207ZM221 245H220V246H221ZM242 245H244V244H242ZM213 246L215 247V245H213ZM213 246L211 247V245H210L208 248L211 249V248H213ZM222 246H224V245H222ZM222 246H221V247H222ZM210 247H211V248H210ZM218 247H219V246H218ZM237 247H238V244H237V246H236V250H237ZM239 247H240V244H239ZM246 247H247V246H246ZM216 248H217V246L215 247V249H216ZM242 248H244V247H242ZM213 249H214V248H213ZM218 249L221 250L222 248H218ZM230 249H229V250H230ZM211 250H212V249H211ZM211 250H210V252H211ZM220 250H218V251L220 252ZM224 250H225V249H222L221 251L223 252ZM227 250H228V249H226L225 251H227ZM229 250H228V251H229ZM208 251H209V250H208ZM212 251H213V250H212ZM215 251H217V250H215ZM215 251H213V252H215ZM230 251H231V250H230ZM230 251H229V252H230ZM234 251H235V250H234ZM231 252H232V251H231ZM239 252H240V250H239ZM243 252H245V250H244ZM246 252H247V251H246ZM240 253H241V252H240ZM255 253H257V251H255ZM236 255H238V254H236ZM236 258L238 259L239 256L236 257ZM240 258H241V257H240ZM234 259H235V258H234ZM233 261H234V260H233ZM239 261H240V260H239ZM241 261H243V259H242ZM246 261H247V260H246ZM240 263H242V262H240ZM232 264H239V262H237V260H236V261H234V263H232ZM243 264H244V262H243Z\"/></svg>", "mask_w": 264, "mask_h": 264}]
</instances>
